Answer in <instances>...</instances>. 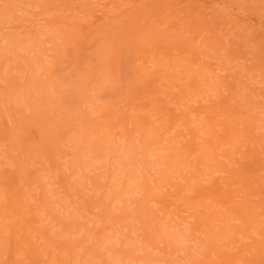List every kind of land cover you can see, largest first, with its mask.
I'll return each mask as SVG.
<instances>
[{
    "label": "bare ground",
    "instance_id": "1",
    "mask_svg": "<svg viewBox=\"0 0 264 264\" xmlns=\"http://www.w3.org/2000/svg\"><path fill=\"white\" fill-rule=\"evenodd\" d=\"M4 1H6V0H4ZM33 0H31V2H32ZM45 1V4H46V2L48 3L49 1L48 0H44ZM53 1V0H52ZM52 1L51 2H49L47 5H52L51 3H52ZM137 0H84V1H81V0H57L56 1V3H55V0H54V3H53V6L55 5V9L57 10H55L56 12L55 13H58V11H60L58 14H56L55 16H52V17H54L53 19H56V20H58V21H55V20H52V24L51 25H53V24H59L58 26H59V29L61 28V34H63V36H61L66 42H64V41H62L63 43H62V47H63V45H64V48H62L63 50H61L60 51V48H56L57 50L59 49V53L56 51L55 53H57V54H59L60 55V53L62 52L63 53V55L65 54L63 51H65V49H66V46L69 44L68 42H67V37H69L68 36V34H69V32H70V37H73L74 35L73 34H75L76 36L77 35H80L82 32L81 31H84V29L86 30V28H87V30L89 31V30H91V28L93 27L94 28V26H95V28L96 27H98V26H102V25H107L108 23H110V22H113V23H115L114 21H116V20H118V18H120V16L122 15V17H124V19L127 17L126 15H123V14H128V17H127V19L126 20H123L122 21V24L121 25H124V22H128V20H129V22L131 21V20H133L134 21V19H132V18H129V17H133V18H135L134 16H136L137 14H135V12L137 13H139L138 14V16L139 15H141L142 13H144L145 11H147V10H155L154 12H152L151 10V12H152V16L151 15H148V16H151L152 17V19L153 18H155V17H158V19H160V18H163L164 16H165V19L163 20V22H162V19H160V21L158 20V21H156V22H159V26H158V24H156L155 23V26H157L156 27V29H155V31H154V26H145V27H143V29H142V32H144L145 33V39H143V37L144 36H142V34L140 35L141 37H138V33H137V37L138 38H141L139 41L136 39V36L134 35V37H135V40L136 41H138V42H136V44H138L137 46H136V49H135V51H136V57H134L133 59L135 60V62L137 61V59L138 58H141L142 56H143V59H142V61L143 62H141V65H142V67H141V70L142 71H144V73L143 72H139L140 71V69L138 68V66L137 67H134L137 71H138V74L139 73H141V76H140V74L138 75L137 73L135 74L134 72H135V70L133 69V73H134V75H137L135 78H136V82L137 83H135L134 84V86H135V91L134 90H132V91H134L132 94H130L131 92H129V94L127 93V95H126V97H125V95L124 96H122L123 94L122 93H120V98L119 97H117L116 99L115 98H113V96H116V95H113L112 94V100L111 99H109V97H108V101L106 100V99H104L105 100V102L104 101H102V103L103 104H101L100 106H97V107H95L96 108V110L95 109H92L91 110V107H90V110H91V114H92V116H90V113H89V116H90V121H89V126H88V131H89V127L91 126V128L93 129L94 128V130H93V132L91 133L92 134V137H93V135H95V136H97L98 134H99V132L100 133H102L101 131H103V130H101V127H105L104 129H106L107 130V132H108V134H109V137H111V138H113V141L115 142L116 141V137L117 138H120V139H124V138H126V139H129L130 141H133V143H134V141H135V137H136V135L137 134H139V135H145V137H148L149 138V136H150V138H149V140L150 141H152L151 143H155L154 145L157 147H160L163 143H165L166 141H168V138H169V136H170V138H169V141L168 142H173L172 144H174L175 146H174V148L175 149H177L176 151H177V153L179 152V154L180 153H182V154H184V155H182V154H180V156L182 157L181 159V161L182 162H179L178 161V159H177V162H179L180 164H182V163H184L183 162V160L184 161H188L187 163H189L188 165H189V167L190 168H192V169H194V172H193V170H191L192 172H190L189 173V175L190 176H188L187 174H184V173H186V172H184L183 171V168L182 167H180L179 168V165H178V167H177V164H176V166L174 165V161H176V159H173L174 157H175V155L174 154H170L169 155V159H167L168 160V165H166V163H165V165H166V167H168L167 169L166 168H163V169H161L160 170V176H158V177H156V178H154V184L153 185H151L150 184V182H149V180L147 181V179L145 178V176H144V178L145 179H142V181H139V178L140 177H129L128 175H130L131 176V173L129 174V172H128V175H127V177L128 178H123V181L121 182L122 184V186H123V188L125 189L126 187L127 188H129V186H130V184L132 183V184H134V186H140L141 187V185L143 186L142 188H143V194H142V196H141V198H144L145 199V201H140L141 203H143V205H141L142 206V208L144 209V215H147L146 217L147 218H149L150 220V222L152 221H154L153 219L155 218V217H158L157 216V214H159V213H161V214H166L168 211H169V209H171L170 210V212L172 213V215H173V212L172 211H174L175 212V210H178V211H180V212H178V213H181V214H183L182 216H180L179 214V216L181 217L180 218V222H176V224L177 225H181V223L183 222H188V220L189 219H192L191 220V222L189 221L188 223L190 224H194V225H196V227H197V223L199 222V220L200 219H202V215L204 214V212H203V208H198V207H200V206H203V204H206L207 202H211L212 203V205L211 206H216V207H220V208H212V210H209L210 208H208V212L207 213H209L207 216L209 217V220H213L212 218H213V215L214 214H216L217 212H220V210H221V207H225V210L227 209L229 212H231V214L235 217L234 218V220H237L239 217H238V215L240 214L241 216L242 215H245L246 216V218H247V220H249L248 222L249 223H251V224H254V221L255 222H257L258 220H256L257 219V215L259 214H261L260 213V211H257V210H255V211H253V209L255 208L254 206H252L251 205V202L253 201L252 199H247V200H245V201H242L243 200V198L242 197H240V198H237V196H238V193H236V186H237V184H239V182L240 181H246L245 179H249V177L250 176H248V174H246V173H248V171H246V169L245 170H243V167L245 166V165H243L242 164V162L239 164V163H237V162H235V160L238 158V159H240V158H242V157H238L239 155H237V153L239 154V153H241V152H243L244 150H245V148L243 149V148H240V147H244V146H241L242 144L244 145V143L243 142H241L240 144L241 145H238L237 147H239V150H238V148H237V150L234 148V147H236V145L235 144H233V141H234V139H236L235 137H236V135L238 134V133H243L245 130L248 132V130L249 129H251L252 127H254V126H256V124L260 121V123H261V126H263L264 125V121H263V117L261 118V120H262V122H263V124H262V122H261V120H259L258 118H257V122L255 121V118H254V114L252 113L251 114V117H249V116H247V117H245V115L247 114L246 112L243 114V112H244V110L247 108V110H248V108L250 109L251 107H249L250 106V104L248 105L247 103L248 102H250L251 103V100L250 101H246L245 102V100H247L248 98H247V96H245V98L243 97V96H241L243 99H244V105L242 104L241 105V103L243 102V99H239V96H237V94L239 93V92H237L236 90H238V89H236V90H234V88H233V86H234V84H232V83H230V82H228V81H224V80H226V79H229L230 78V80L232 79L231 77H234V76H230L229 74V78H228V76H226V75H224L223 74V72H226L225 70L226 69H230V68H225V70H224V67H223V72H222V74L220 75L219 74V71H218V73H216L217 74V78L215 77V76H211V74L213 75V73H215V72H212L211 73V71H207V69H206V67L210 70V68L211 67H213V69H215V70H213V69H211L212 71H217V69L218 68H220L219 66H216L215 68H214V63H212V61L210 62V60L209 59H203V58H201L202 57V55H200V51L198 50V49H196L192 44H191V39H189L190 37L192 38L193 36V34H195V33H197L198 31H196V28H197V30H202V28H205L207 25L205 24V22L207 21V19L205 20L204 19V14H203V12H200L202 9L200 8V7H203V6H205V3H204V5H197L198 6V10H199V12H197L196 10V17L197 18H193V15L195 14L194 13V11H189L190 9H188L187 8V10H186V8H184L183 7V9L182 8H178V9H175L174 7H173V5H176L177 3H176V1H174V0H155V1H153V0H151V2L149 1V0H147L148 1V3L149 4H146V5H144V4H142V3H139V1H137ZM142 1H144V0H142ZM146 1V0H145ZM171 1H173L174 3L173 4H171ZM180 1V0H179ZM183 1V0H182ZM188 0H186V2H187ZM195 1H197V0H195ZM200 1V0H199ZM235 1H238V0H235ZM0 3H2V2H0ZM33 3V2H32ZM109 3V4H108ZM171 5H170V4ZM176 3V4H175ZM182 3V2H181ZM183 3H185V0H184V2ZM218 3V2H217ZM30 4V3H29ZM103 4V5H102ZM112 4V6H115L113 9H109L108 8V5H111ZM139 4H141V5H139ZM162 4V5H161ZM203 4V3H202ZM214 4H215V2H214ZM124 5H133L134 7H131V8H125V9H123L122 11H121V6H124ZM139 5V6H138ZM160 5H161V7H160ZM166 6V8H167V10L165 11H162L161 13H162V15L163 14H165V15H163V17L161 16V14H159L160 16H158V15H156L157 13L156 12H158L157 10L159 9V8H161V9H164L165 8V6ZM181 5V4H180ZM218 5V4H217ZM221 6L219 7V9H218V11L215 9V12H214V15L216 16V18L215 19H217L218 17H219V14H218V12L219 13H224V14H226V15H224V16H228V14H232V13H235L234 11L235 10H233V7H231V5H229V4H227L226 2H222V4H220ZM64 6H66V7H64ZM112 6H109V7H111L112 8ZM164 6V7H163ZM178 6V5H177ZM208 6V5H207ZM190 7H192L191 5H190ZM107 8V9H106ZM200 8V9H199ZM216 8V7H215ZM1 9V8H0ZM48 9V8H47ZM118 10L120 11V13L118 12ZM160 10V9H159ZM176 10H178L177 12H176ZM183 10V11H182ZM185 10H186V12L187 13H189L190 12V14L192 13H194L192 16L191 15H187V13L185 12ZM237 10V9H236ZM239 10V9H238ZM240 10H242V9H240ZM32 11V10H31ZM46 11H48V10H46ZM68 11V13H66ZM213 11V10H212ZM50 12H51V10H50ZM54 12V11H53ZM61 12H63V14L61 13ZM122 12H124V13H122ZM128 12V13H127ZM129 12L131 13V15L129 16ZM164 12V13H163ZM179 12H183L184 14H186V15H183V13H182V17L180 16V14H179ZM209 12H210V10H209ZM216 12H217V14H216ZM61 13V14H60ZM64 13H66V14H64ZM158 13H160V12H158ZM167 13V14H166ZM176 13V14H175ZM202 13V14H201ZM211 13V12H210ZM173 14H175V15H179V16H175L176 18V20H174L173 22H171V25H172V23H173V28H172V31H173V29H174V27L176 28V31H178V32H176L175 30H174V32L172 33V31H171V28H167L166 29V27H165V29L166 30H168L169 29V31L168 32H171V34H175V32L176 33H178V35H174V37H176L175 39L178 41V38L179 37H177V36H179L180 34H179V32L181 33H184L183 35H185V33L187 34V31L185 30V29H188L190 26H192V27H190V29L191 28H195L194 26L196 25V24H199V25H201L202 23L201 22H203L204 24H202L201 25V27H199L198 25H196L197 27L195 28V29H188V33H191V31H194V32H192L188 37L186 36V38H188L189 39V42H187L186 43V46L187 47H185V46H181L180 44V46H178L177 45V43L175 44V43H172L171 41H170V43H172V44H169V41H167V40H165V39H170V38H168V37H158V36H156V33L157 32H159L160 34H162L161 32L163 31L162 30V26L165 24V23H169L170 24V22H167V21H169V20H173L174 19V17H173V19H172V17H171V19H169V16H171V15H173ZM200 14V15H199ZM213 14V13H212ZM120 15V16H119ZM154 15H155V17H154ZM235 15V14H234ZM233 15V16H234ZM24 16V15H23ZM39 16H40V14H39ZM46 16H48L47 14H46ZM146 16V15H145ZM145 16H144V18H145ZM174 16V15H173ZM189 16V17H188ZM190 16L193 18V20H191L192 18H190ZM206 16H207V12H206ZM206 16H205V18H206ZM210 16L211 15H209V18H210ZM223 15H222V17H224ZM229 16H231V15H229ZM118 17V18H117ZM143 17V14H142V16H140V17H138L140 20H141V23L142 22H144L145 23V21H143V20H145V19H147V18H145V19H143L142 18ZM195 17V16H194ZM199 17V18H198ZM222 17H221V14H220V19H217V21L218 20H221L222 19ZM20 18V17H19ZM22 18V17H21ZM45 18V17H44ZM46 18H48V17H46ZM49 18H51V16L49 17ZM137 18V17H136ZM136 18H135V20H136ZM190 18V19H189ZM212 18V17H211ZM229 18V17H228ZM13 19V18H12ZM23 19V18H22ZM150 21H149V20ZM147 20L149 21H147L146 20V22H148L147 24H149L150 22H152L151 21V19H150V17L148 18ZM169 19V20H168ZM213 20H214V18H212ZM234 19V18H233ZM238 19V18H237ZM46 20V19H45ZM140 20H136L137 22L139 21L140 22ZM155 20H157V19H155ZM155 20H154V22H155ZM165 20H167V21H165ZM186 20H188V21H193L194 23L193 24H195L194 26H193V24L192 23H190V22H188V21H186ZM200 20H201V22H200ZM205 20V21H204ZM224 20V19H223ZM227 20V19H226ZM14 21V20H13ZM39 21V20H38ZM50 21V20H49ZM49 21H47L48 23H49ZM55 21V22H54ZM132 21V22H133ZM136 21H134V23L136 22ZM210 21H211V19H210ZM214 21H216V20H214ZM217 21L215 22V26H216V24H218L219 23V21H218V23H217ZM231 21H232V19H231ZM58 22V23H57ZM96 22H97V25H96ZM99 22V23H98ZM136 22V23H137ZM160 22H162V23H160ZM207 22H209V21H207ZM243 22V21H242ZM153 23V22H152ZM151 23V24H152ZM187 23V24H186ZM7 24V23H6ZM95 24V25H94ZM146 24V23H145ZM146 24V25H147ZM162 26H161V25ZM182 24V25H181ZM186 24V25H185ZM189 24H190V26H189ZM192 24V25H191ZM207 24H209V28L211 27L212 28V26L213 25H210V23H207ZM213 24V23H212ZM19 25V24H18ZM51 25L50 24H47V29H48V31H49V29L50 30H52L53 28L51 27ZM87 26V27H82V26ZM121 25H120V23H119V25H117V26H115V27H113L115 30L114 31H111V32H108L107 34H106V36H107V38L109 39H107V41L108 42H106V45H107V47L109 46L110 47V49H111V51L113 52V54H112V52H110V50H109V48H107L108 50H109V52L111 53L110 55L112 56H110L109 54H108V56H109V59H108V61H109V65L112 67V65H114V67H117L115 64H117L116 62H114L113 63V61H115L114 59V57H116L117 56V53H119L120 51H117V48H119L120 49V46L119 47H117L118 45H117V42H121L122 40H123V38L120 36V34H123L124 32H123V30L122 29H120V27H121ZM126 25V24H125ZM129 25H132V24H129ZM138 25V26H137ZM137 25H135V26H137V27H139V25H140V23L139 24H137ZM142 25H143V23H142ZM141 25V26H142ZM152 25H154V23L152 24ZM166 25V24H165ZM184 25H185V27H184ZM222 25V24H221ZM244 25V24H243ZM252 25V24H251ZM262 25V24H261ZM49 26V27H48ZM61 26V27H60ZM109 26V25H108ZM179 26H182V30H178L179 28H181V27H179ZM203 26V27H202ZM205 26V27H204ZM245 26H246V24H245ZM244 26V27H245ZM253 26H254V24H253ZM262 26H264V25H262ZM261 26V27H262ZM35 27H36V25H35ZM53 27H55V26H53ZM133 26H131L130 28H132ZM199 27V28H198ZM255 28H258L257 27V25L256 26H254ZM28 28V27H27ZM52 28V29H51ZM56 28V27H55ZM124 28V27H123ZM134 28V27H133ZM132 28V29H133ZM139 28H142V27H139ZM151 28H152V30L154 31V33H155V35H154V33L153 32H151L150 33V31L149 30H151ZM160 29V31H158L157 29ZM164 28V27H163ZM209 28H208V30H209ZM210 28V29H211ZM220 28V27H219ZM245 28H248V27H245ZM260 28V27H259ZM29 29V28H28ZM132 29H130V30H132ZM164 29V30H165ZM206 29V28H205ZM254 29V28H253ZM37 30V29H36ZM35 29H33L32 30V32H37ZM86 30V31H87ZM107 30V29H106ZM111 30V29H110ZM134 30H135V28H134ZM138 30V29H137ZM140 30V29H139ZM183 30H185V31H183ZM189 30H190V32H189ZM219 31L220 30H225V29H223L222 28V26H221V29H218ZM217 30V31H218ZM251 30V29H250ZM10 31V30H9ZM25 31V30H24ZM30 31V30H29ZM85 31V32H86ZM121 31L123 32V33H121ZM124 31H126V30H124ZM146 31H148V33H146ZM216 31V30H215ZM214 31V32H215ZM217 31H216V33H217ZM218 31V32H219ZM221 31V32H222ZM258 31V34H256V35H254L255 37L257 36V35H262L259 31L260 30H257ZM263 31H264V28H263ZM4 32H6V31H4ZM34 32V33H35ZM79 32H81L80 34H79ZM128 32V30L125 32V33H127ZM133 32H136V31H133ZM133 32H131L132 34L131 35H133L134 33ZM141 32V33H142ZM167 32V33H168ZM200 32V31H199ZM221 32H220V34H221ZM249 32V31H248ZM262 32V31H261ZM18 33V32H17ZM16 33V34H17ZM59 33V32H58ZM65 33V34H64ZM87 33V32H86ZM140 33V32H139ZM144 33H143V35H144ZM151 34V36L149 37V35ZM153 33V34H152ZM163 33H166V32H164L163 31ZM206 33H208L207 31H206ZM216 33H214V34H216ZM223 33V32H222ZM260 33V34H259ZM7 34V33H6ZM21 34V33H20ZM23 34V33H22ZM36 34V33H35ZM51 34V33H50ZM60 34V35H61ZM136 34V33H135ZM148 36H147V35ZM159 34V35H160ZM199 34V33H198ZM198 34H196V35H198ZM203 34V33H202ZM201 33L199 34L200 36L202 35ZM209 34V33H208ZM213 34V33H212ZM218 34V33H217ZM216 34V35H217ZM1 35H3V34H1ZM11 35V34H10ZM59 35V34H58ZM85 35V34H84ZM92 35V34H91ZM123 35H125V34H123ZM158 35V34H157ZM165 35H169V34H165ZM206 35V34H205ZM30 36V35H29ZM35 36V35H34ZM153 36V37H152ZM161 36V35H160ZM218 36V35H217ZM232 36V35H231ZM253 36V37H254ZM5 37V36H4ZM19 37V36H18ZM33 37V36H32ZM44 37V36H43ZM128 37V36H127ZM127 37L125 36V39H127ZM214 37V36H213ZM220 37V36H219ZM218 37V39L220 40V38L222 37H224V34H223V36H221L220 38ZM247 37V36H246ZM216 38V37H215ZM228 38V37H227ZM256 38H258V37H256ZM262 38V37H261ZM260 38V39H261ZM263 38H264V35H263ZM174 39V40H175ZM181 39H183V37H181V38H179V41L181 40ZM184 39H185V37H184ZM214 39V38H213ZM259 39V38H258ZM259 39V40H260ZM73 40V39H72ZM198 40V39H197ZM197 40H194V43L197 41ZM211 36H205V37H203L202 39H201V41H199L200 42V44H203L205 47H203V48H205V49H207V47L208 46H211L210 44H211ZM7 41V40H6ZM27 41H28V38H27ZM69 41V40H68ZM75 41V40H74ZM73 41V42H74ZM183 41V40H182ZM185 41H186V39H185ZM214 41V43H216L217 42V39L216 40H213ZM231 41V40H230ZM248 41V40H247ZM33 42V41H32ZM123 42H124V40H123ZM123 42L121 43V44H123ZM175 42V41H174ZM193 42V41H192ZM202 42V43H201ZM236 42V41H235ZM263 42V41H262ZM25 43V42H24ZM68 43V44H67ZM102 43H105V42H102ZM127 43V42H126ZM226 43H228L227 41L224 43V44H226ZM264 43V42H263ZM262 43V44H263ZM1 44V43H0ZM199 44V43H198ZM197 44V48H200V47H198L199 45ZM212 44H213V42H212ZM219 45L220 47H217L218 49H216L218 52H219V49H221V47L223 46H225V45ZM230 44V46H233L234 44L232 43V45H231V43H229ZM228 44V45H229ZM21 45V44H20ZM103 45H105V44H103ZM105 45V46H106ZM184 45V44H183ZM202 45V46H203ZM4 46V45H3ZM6 46V45H5ZM69 46V45H68ZM235 46V45H234ZM233 46V47H234ZM56 47V46H55ZM101 47V46H100ZM116 47V48H115ZM215 47H216V44H215ZM226 47V46H225ZM233 47L232 48H230V50L231 49H233ZM257 47V46H256ZM52 48V47H51ZM87 48V47H86ZM122 48V47H121ZM202 47H201V49H203ZM209 48V47H208ZM211 48V47H210ZM212 48H214V46L212 45ZM263 48V47H262ZM4 49V48H3ZM31 49V48H30ZM105 49V48H104ZM225 49H227V48H224V50ZM45 50V49H44ZM52 50H54V49H52ZM108 50H106V51H108ZM214 51V52H217V51ZM223 50V51H224ZM228 50V49H227ZM234 50V49H233ZM233 50H231L232 51V53L234 52ZM248 50V49H247ZM85 51V50H84ZM202 51V50H201ZM208 51H209V49H208ZM211 49H210V55L212 54L211 53ZM221 51V50H220ZM230 51V52H231ZM257 51V50H256ZM15 52V51H14ZM23 52V51H22ZM27 52V51H26ZM44 52V51H43ZM46 52V51H45ZM83 52V51H82ZM87 52V51H86ZM94 52V51H93ZM96 52V51H95ZM177 52V53H176ZM185 52H187V56H185V57H183V59L186 61H183V62H181L183 59H180V62H181V65H182V67H183V70H184V66L186 65H184L183 66V63H187V64H189L190 62H191V64L194 66V65H197L195 68H197V70L194 68V69H192V70H195L194 72H197V71H199L200 72V74H199V76H198V74L196 75V73H195V75H193V78L191 79L192 80V84H191V87L188 85V83H189V81H191L189 78L187 79L186 78V76L185 75H183L182 73H181V75L179 76V74L176 72V71H174L175 73H173V71H171L172 69H174L173 67L175 66H171V65H173V64H169L170 66L168 67V63H172V61L175 59V58H177L179 55H182L183 53H185ZM213 52V54L215 55V53ZM249 52V51H248ZM17 53V52H16ZM15 53V54H16ZM21 53V52H20ZM61 53V54H62ZM106 53H108V52H106ZM231 53V54H232ZM41 54V53H40ZM57 54H55L54 55V53H52L51 55H52V63L51 64H53V63H56V61H53V58L54 59H57L55 56L57 55ZM80 54V53H79ZM218 54V53H217ZM220 54V53H219ZM17 55H18V53H17ZM23 55V54H22ZM119 55H121V54H119ZM118 55V56H119ZM134 55V54H133ZM245 55V54H244ZM256 55V54H255ZM35 56V55H34ZM54 56V57H53ZM58 56V55H57ZM123 56V55H122ZM121 56V57H122ZM141 56V57H140ZM201 56V57H200ZM205 56V55H204ZM203 56V57H204ZM24 57H25V55H24ZM75 57V56H74ZM105 57H107V54L105 55ZM105 57H103L104 59L102 60V59H100V61H101V64H103L102 66H100L99 67V65H101V64H99V65H97V69H95L96 71H94L95 73L96 72H99V71H101L102 72V70H103V72H102V74L104 75V71H106L107 73H111L113 70L111 69V67L108 65V61L106 60L107 58H105ZM121 57H119L118 59H120V60H118V59H116V61L117 62H121ZM12 58V57H11ZM26 58V57H25ZM42 58V57H41ZM63 58V57H62ZM205 58V57H204ZM211 58V57H210ZM36 59V58H35ZM60 59V58H59ZM64 59H67V58H64ZM79 59V58H78ZM131 59V58H130ZM179 58H177L175 61H177V63H180L179 62V60H178ZM204 61H203V60ZM227 59V58H226ZM16 60V59H15ZM32 60V59H31ZM111 60V61H110ZM138 60H141V59H138ZM205 60L206 61H208L209 60V64L207 65V64H205ZM58 61V60H57ZM62 61V60H61ZM60 61V62H61ZM73 61V60H72ZM132 61V60H131ZM174 61V62H175ZM216 61V60H215ZM229 61V60H228ZM0 62H2V61H0ZM26 62L27 63H29L30 65H32V64H34V59H33V63H30V60H27V58H26ZM32 62V61H31ZM38 62V61H37ZM134 62V61H133ZM3 63V62H2ZM18 63H19V61H18ZM25 64V65H23L24 66V68H25V66H26V64L27 63H24V62H21V64ZM58 63V62H57ZM71 63V62H70ZM75 63V62H74ZM105 63H107V64H105ZM112 63V64H111ZM132 63V62H131ZM152 63V64H151ZM166 63H167V65H166ZM205 64L206 66H205V69H206V73H210V74H208V78H209V76L211 77L210 79H212V81L215 83L213 86H216V84H217V86H218V88H217V86H216V88L214 89L213 88V96H215V97H212V98H214V101L213 102H210V97L212 96H210L209 98H208V100H207V103L208 104H211V105H209L210 106V108H206L205 106H207L208 104H202L201 102L202 101H200L201 99H194L193 97L194 96H196L197 95V88H198V90L200 91V90H202V89H199V83L201 82V80L200 79H202L201 77H205V76H201V75H204L205 73H203L202 71H201V67L203 66V65H198V64ZM253 63V62H252ZM15 64V63H14ZM20 64V65H21ZM28 64V65H29ZM36 64V65H35ZM34 65L37 67V68H39L37 65H40V64H38V63H35ZM45 64V63H44ZM118 64H120V63H118ZM117 64V65H118ZM217 64V63H216ZM219 64V63H218ZM7 65V64H6ZM20 65H19V67L18 68H21L20 67ZM28 65H27V67H28ZM178 65V64H177ZM176 65V66H177ZM214 65V66H213ZM11 66H13L12 64H11ZM22 66V67H23ZM56 66V64H53V66L52 67H55ZM109 67V68H107V67ZM168 67L167 69L166 68H164V67ZM193 66H190V67H192L193 68ZM199 66V67H198ZM223 66H225V65H223ZM245 66V65H244ZM15 67V66H14ZM105 67H106V70H104L105 69ZM113 67V68H114ZM171 67H172V69H171ZM187 67L189 68V66H185V69H187ZM243 67V66H242ZM9 68V67H8ZM17 68V69H18ZM34 68V67H33ZM31 69L30 71H28V69H27V71L28 72H26V71H23L24 73L26 72L27 74H28V76H29V78H27L26 76H22V74L23 73H21L20 74V72L19 73H16L15 74V76H13L12 78H10L11 79V81H13L14 83H15V86H16V90L17 91H24L25 89L24 88H27L26 90H28V91H24V93L28 96V103H27V105H25L23 108H16L15 106H12V107H7V109H10V110H16V111H14L15 113H16V116H18V117H16L15 119H13L14 120V122H13V120H12V118H11V121L14 123V124H7V123H10L8 120L10 119H2L1 120V118H0V139H3V140H7L8 142H9V146H10V151L12 150V155H13V153L15 152H13V150H16V149H18V148H23V149H20V150H18V151H16V153L17 154H14L13 155V160H14V162L12 163L13 164V167H12V169H10V168H7V167H9V166H7V162H6V164L1 160L0 161V186L2 187V191L4 190L5 192H6V197L4 198L5 199V201L4 202H2L3 204L1 205V208H0V210L2 209V208H4V209H2L1 211H0V247H1V244H3V242H5V231H4V228H5V224L6 223H4L5 222V220H4V218L6 217V215H7V211H10V213H15L16 215H18V216H22L23 214H24V212H26V211H28L29 210V208L31 209V208H37V206H35V204L34 205H32L31 203H33V200H32V202L30 203V200H29V198H28V196H27V192L28 191H26V189H24L23 187H27V185L28 186H30V185H33V184H37L38 185V188L40 187V189H39V191H41V197L40 198H42V203H41V206H40V208H44V209H46V210H48V212L50 213V215H52V213H54V211L51 213L50 212V208H51V210H52V204H54L53 206H55V203H51L50 202V200H52V198L51 199H49L50 198V193H49V195H47L48 194V192L46 191V189H49L48 188V186L47 185H45V184H49L50 183V181L54 184H51L52 185V187L54 188V186H55V184H59V186H60V183H61V186L63 187V189H64V191L63 192H65V193H62V189L61 188H59V186L57 185V189H58V191H59V189H61V193L64 195V196H66L65 194H69V195H78L79 194V196H80V194H81V196L80 197H85V196H87L88 198H86L87 200H89L88 202H90V201H92V202H90L91 203V205H92V207L93 208H91L90 207V209H93L92 211H95L96 209V211H95V213H94V215L96 214L97 215V218H96V216L93 218V217H89L88 219H90V220H88L87 218H86V215L88 214L87 212L85 213L86 215H84V213H82L83 214V217L85 216V218H86V220H88V221H86V220H83V222H82V220H78V219H76V216H74V218L71 216L70 217V215H72V213L71 214H69V212H67L68 213V217L69 218H66V216L65 215H67V213H65V214H62V212H60L62 215H64L65 217H61L59 214L57 215V213H55V214H53V216H55V218L56 219H58L59 221H58V223L60 224V223H62L63 222V226H65L67 229L68 228H71V227H73L74 228V230H76V228H79L80 230H82V231H80L79 229V231L78 230H76V231H74L73 230V228H71V232L69 231V230H67L66 228H63L62 229V227H59L60 225L58 224V223H55V222H52V223H54V224H45L43 221H45L44 220V217H42V219H41V216H40V214L38 213V212H31V210L29 211V212H31V215L33 214V218L31 219V220H33V221H38L37 223L39 224L36 228L38 229V235H41V236H39V238H41V237H43L44 239H45V241L46 242H48V243H50V245H49V247H54V250L52 249V251H49V252H54V251H57L58 252V255L60 256L62 253H64V251L65 252H67V254L69 253V255L70 254H72V255H74L75 254V256L77 255V251H80V249L82 248L83 249V251L82 252H84L85 254L86 253H88V252H91L94 256H97V259L99 258L100 260H103L104 261V264H114V262H116V261H119V258H117V257H115L114 256V258L112 257V254H115V253H120V254H122L123 256H124V254H125V258L128 256L129 257V259L131 260L132 258H133V260L135 259V257L134 256H136L135 255V253L136 252H139V248L138 247H135L132 243H130V239H131V235L133 234H131L130 235V233L132 232V230L133 229H131V227H132V224L128 221L127 222V224H121V226L124 228V229H121L122 231L123 230H126V233H124V235L126 236H124L122 239H124V240H118L119 242H120V244H119V242L118 243H116V241L114 242L113 241V239H114V232H116V231H114L112 234L110 233V230L112 229V227L111 226H113L115 223H117V222H119L120 221V223H123L122 222V220L126 217V213H129V212H126L125 213V215H118L116 212H115V210H113V207L115 208V209H118L119 208V206H118V203L116 202L118 199L120 200H125V198H124V194H123V191L121 190V187H120V190L118 191V192H116V191H114V188H113V192H116L117 194V196L116 195H114V193H112L113 195H114V199H116V201L114 202L113 200V198H112V200H111V205H109V204H107V203H103V204H98V202H97V200H96V198L94 197V194L96 195L97 193H99V192H101V191H96V189H95V192L94 191H92V192H94V194H92V193H90V191H87V189L84 187V189H86V191L87 192H89V193H87L86 191H83L81 188L83 187V185L81 186V185H79L78 186V184L82 181L83 183L85 182V180L86 179H82V180H78V182H76L74 179V181H72L71 180V178L73 177V175H75V173L73 172V171H71V170H69L71 167H74V166H71L70 167V165H75V163L73 162V158H76L77 159V157H79V156H81L82 154H83V156H85L86 154V152L85 153H83L84 151H86V148L88 147V142H87V140L88 139H82V144H81V146H80V143L79 144H76L77 146H78V148L79 147H81V148H83V146L82 145H84V147L86 146V148H83V149H85V150H81V148L80 149H78L77 148V146H75V147H72V145H74V144H71V146H67L66 144V147H68V148H63V146H65L64 144L62 145V143H63V141H61V140H65V139H63V137H67L68 138V136L69 135H72L73 134V132H74V130H75V134L77 133L76 131H77V129L76 128H78V134H80V133H82V131L81 130H83L84 128L82 127L81 129H79V126L80 125H78V123H76L77 125H74L75 126V128L74 127H72V128H74L73 130H72V128H70L71 126H73V125H71L70 126V124L71 123H69V125L68 126H70L69 128H68V126H66L67 128V131L66 130H64V126L65 125H61L60 127H62L63 128V130L65 131H63L62 129H59L61 132L63 131V133H61L59 130H57L56 128H55V126L53 125V123H52V125H51V121L53 122V120H50L49 118H50V112L49 111H52L53 113H54V111L52 110V106H49V104L50 103H52V102H50L47 98V100L45 101L44 100V103L46 102H48L46 105L45 104H43V106H41V102H43L42 100L41 101H39L40 99H43L46 95L48 96V93H53L54 91H55V89H54V85L52 86V82H54L56 79H55V75L54 74H52V75H48L49 77V79L50 80H52V82L49 84V85H51V86H48L47 84H46V87L44 86L43 87V85H44V83H46L47 81V77H46V80H45V82H43V84H42V82H41V80H40V78H41V76H42V78H43V74H41V72H40V70H39V72H38V74L37 75H32L31 74V72L32 71H34V73L36 72L34 69ZM76 68V67H75ZM102 68V69H101ZM120 68H122L121 66H119V69ZM178 68V67H177ZM200 68V69H199ZM203 68V67H202ZM222 68V67H221ZM252 68V67H251ZM262 68V67H261ZM260 68V69H261ZM2 69V68H1ZM10 69V68H9ZM23 69V68H22ZM30 69V68H29ZM100 69V70H99ZM190 69V68H189ZM8 70V69H7ZM24 70H26V69H24ZM50 70H52V68H50ZM97 70H99V71H97ZM109 70V71H108ZM112 70V71H111ZM191 70V69H190ZM251 70V69H250ZM1 71V70H0ZM22 71V70H21ZM78 71H82V70H79L78 69ZM129 71V70H128ZM179 71H181V70H178V72ZM188 71V70H187ZM228 71V70H227ZM50 72V71H49ZM77 72V71H76ZM82 72H84V71H82ZM89 72H90V70H89ZM105 72V73H106ZM115 72V70L113 71V73ZM171 74H170V73ZM190 72V71H189ZM198 72V73H199ZM3 73V72H2ZM25 73V75H27ZM43 73V72H42ZM65 73V72H64ZM79 73V72H78ZM94 73V74H95ZM106 73V74H107ZM203 73V74H202ZM228 73H229V71H228ZM20 74V75H19ZM31 76H30V75ZM99 74H101V73H99ZM102 74H101V76H102ZM119 74V73H118ZM172 74H173V76H172ZM194 74V73H193ZM219 74V75H218ZM231 74V73H230ZM21 76L20 78H22L23 77V79H24V81H26L25 83H23V81L21 82L20 81V79L17 77V76ZM47 75V74H46ZM80 75V74H79ZM82 75H84L83 73H82ZM81 75V76H82ZM115 75V74H114ZM178 75V76H177ZM205 75H207V74H205ZM249 75V74H248ZM77 76V75H76ZM85 76V75H84ZM84 76H82V77H84ZM107 76H109V75H107ZM117 76V75H116ZM122 76L123 75H120V76H118L119 78L121 77L122 78ZM130 76V75H129ZM140 76V77H139ZM175 76H177V77H175ZM183 76V77H182ZM184 76H185V78H184ZM247 76V75H246ZM1 77V76H0ZM10 77V76H9ZM58 77V76H57ZM112 77V76H111ZM132 77H134L133 75H132ZM138 77V78H137ZM170 77H171V79H170ZM173 77V78H172ZM179 77V78H178ZM192 77V76H191ZM212 77H214L215 78V80L216 79H218V81L216 80H213V78ZM219 77V78H218ZM226 77V78H225ZM250 77V76H249ZM27 78V79H26ZM86 78H87V76H86ZM106 77H104V79H105ZM112 78H114V80H115V82H117L118 80H117V77H112ZM118 78V79H119ZM121 78L119 79V81L121 82ZM178 78V79H177ZM182 78H184V80L186 81V82H188V83H186L187 85L185 86V83L183 84V83H181L182 85H178V81H179V79L180 80H182ZM198 78H200V79H198ZM224 78V79H223ZM31 79H33V82L34 81H36V83H38L39 81L41 82L40 84H37V87L34 85V84H32L33 82H31ZM63 79V78H62ZM73 79V78H72ZM89 79V78H88ZM95 79V78H94ZM108 79V78H107ZM163 79V80H162ZM167 79V80H166ZM172 79H174L173 81L174 82H176L177 84L175 85V86H173L175 83L174 82H172ZM175 79H177V80H175ZM198 79V80H197ZM205 80H206V78H204ZM204 79H202L203 81H204ZM234 79H236V78H234ZM233 79V80H234ZM253 79V78H252ZM43 80H44V78H43ZM50 80H48V81H50ZM54 80V81H53ZM87 80V79H86ZM113 80V81H114ZM160 80V81H159ZM162 80V81H161ZM166 81V82H163V81ZM184 80H182L181 82H184ZM229 80V81H230ZM254 80V79H253ZM57 81V80H56ZM55 81V83L57 84L58 83V81L56 82ZM65 81H67V80H65ZM102 81V80H101ZM129 81V80H128ZM131 81V80H130ZM133 81V80H132ZM159 81V82H158ZM171 81V83H173L172 84V86L174 87V90H175V88L177 89L178 87H180V89L182 90L181 91V93H180V95H178L179 93V91H176V93H178L177 95H178V97H177V95H176V98H178L179 99V97H182V99H183V103L182 102H178V100L176 99L175 101H171V103H170V101H168V100H173L174 99V94H176V93H173V94H171V96L173 97H171V96H168V93H171V92H169V90L170 89H168V87L170 86L169 85V82ZM197 81H199V83L197 82ZM232 81V80H231ZM235 81V80H234ZM0 82H3L2 81V79L0 80ZM103 82H105V81H103ZM156 82H158L157 84H156ZM197 82V83H196ZM205 82V81H204ZM213 82H211V83H213ZM217 82V83H216ZM235 82H237V81H235ZM262 82H263V79H262ZM261 82V83H262ZM35 83V84H36ZM106 83V82H105ZM104 83V84H105ZM113 83V82H112ZM111 83V84H112ZM129 83V82H128ZM165 83L167 84V86L165 85ZM222 85H221V84ZM256 83V82H255ZM74 84V83H73ZM77 84V83H76ZM108 84V83H107ZM114 84V83H113ZM155 86H154V85ZM179 84H180V82H179ZM196 84H197V87H196ZM208 84V83H207ZM219 84V85H218ZM239 84H240V82H239ZM244 84V83H243ZM259 84V83H258ZM34 85V86H33ZM42 87H41V86ZM75 85V84H74ZM79 85V84H78ZM108 85H110V83L108 84ZM125 84H123V86H124ZM184 85V86H183ZM195 85V86H194ZM205 85H206V82H205ZM209 85V84H208ZM207 85V86H208ZM211 85V84H210ZM209 85V86H210ZM211 85V86H212ZM238 84L236 83V86H237ZM33 86V88H31ZM56 86H58V85H56ZM101 87V90H99L98 89V87H97V89L99 90L98 92H101L102 93V90L104 89L103 88V86L104 85H102V83H101V85H100ZM106 86V85H105ZM112 87H113V85H111ZM111 86H109V87H111ZM126 86V85H125ZM154 86V87H153ZM165 86V87H164ZM172 86H171V88H172ZM178 86V87H177ZM188 86V87H187ZM192 86H193V88H192ZM222 86H227L228 87V89L227 90H229L230 91V89H233V90H231V92H229L230 93V95L229 96H226V95H223V94H225V91H223L224 89L226 90V88L224 87V89H222L221 87ZM235 86V87H236ZM35 87H36V92L37 93H34L33 91L35 90ZM108 87V88H109ZM117 87H119V86H117ZM127 87V86H126ZM167 87V88H166ZM184 87V88H183ZM185 87L187 88L186 90H188L189 91V93H188V91L187 92H185L184 91V89H185ZM191 88L190 90L188 89V88ZM202 87V86H201ZM204 87V86H203ZM249 87V86H248ZM28 88H31V90L30 89H28ZM39 88H40V90H42V92L45 90L46 92L45 93H42V92H39L40 90H39ZM50 88V89H49ZM56 88V87H55ZM68 88V87H67ZM120 89L122 88V85L119 87ZM196 88V89H195ZM219 88H221V89H219ZM51 89H53L54 91H50ZM115 89H116V85H115ZM114 89V90H115ZM118 89V88H117ZM165 90V92H164V90ZM167 89V90H166ZM180 89H178V90H180ZM195 89V91H192V90H194ZM240 89V88H239ZM242 89V88H241ZM105 90H108L107 88H105ZM104 90V91H105ZM113 89H111V91H112ZM123 90V89H122ZM162 90H163V92H162ZM0 91L2 92V95H4V91H5V89H4V87L3 86H1L0 85ZM77 91V90H76ZM172 91V90H171ZM204 91V90H203ZM223 91V92H222ZM235 92V94L233 93V92ZM56 92V91H55ZM127 92V91H126ZM168 92V93H167ZM217 94H216V93ZM57 93V92H56ZM59 93V92H58ZM77 93V92H76ZM75 93V94H76ZM119 93V92H118ZM161 93H162V95H161ZM164 93H165V95H164ZM167 93V94H166ZM60 94V93H59ZM74 94V95H75ZM79 94V93H78ZM196 94V95H195ZM215 94V95H214ZM218 94H219V96H218ZM259 94V93H258ZM38 95V96H37ZM39 95H40V97H39ZM55 95V94H54ZM53 95V96H54ZM64 95V94H63ZM128 95H130V96H132V99H130V98H128ZM166 95H167V97H166ZM182 95V96H181ZM239 95V94H238ZM0 96H1V94H0ZM37 96V97H36ZM53 96H51L52 98H53ZM82 96H84L85 97V95L83 94ZM96 96V95H95ZM101 95H100V93H99V97H100ZM164 96H165V98H164ZM191 96H193V97H191ZM204 96V95H203ZM219 97L220 98V101H219V99L218 100H215V98L216 97ZM225 96V97H224ZM2 97V96H1ZM38 97H39V102L38 103H40V104H38L37 103V107H36V110H37V114L38 113H40V112H38V110L40 111L41 109H40V107L38 106V105H40L41 106V108H42V114H43V112L46 110L47 112H49V114H48V116L47 117H43V119L42 120H39V122L37 121V120H35V118L32 116V113H31V110H32V108L34 109V107H35V105H34V101L36 100V98L38 99ZM56 97H57V95H56ZM111 97V96H110ZM191 97V98H190ZM217 97V98H218ZM224 97V98H223ZM82 98V97H81ZM126 98H128L129 100H127ZM133 98H138V99H133ZM167 98H169L168 100H167ZM171 98V99H170ZM200 98H201V96H200ZM207 98V97H206ZM216 98V99H217ZM223 98V99H222ZM236 98V99H235ZM238 98V99H237ZM251 98V97H250ZM249 98V99H250ZM255 98V97H254ZM4 99V96L0 99L1 101ZM65 99V98H64ZM140 99V101L139 102H136V100L138 101ZM181 99V98H180ZM204 99H205V97H204ZM257 99V98H256ZM56 99H54V100H51V101H53V104H54V101H55ZM57 100H58V102H59V98L57 97ZM74 100V99H73ZM80 100H82V99H80ZM103 100V99H102ZM133 100V101H132ZM202 100H203V97H202ZM206 100H205V102H206ZM213 100V99H212ZM236 100V101H235ZM238 100H240V104H239V102H237ZM5 100H3V103H5L4 102ZM95 101V100H94ZM93 101V102H94ZM190 101V102H189ZM209 101V102H208ZM254 101V100H253ZM257 101V100H256ZM37 102V101H36ZM57 101H55V103H56V105H57V103H58ZM133 102V103H132ZM204 102V101H203ZM216 102V104H214ZM258 102V101H257ZM260 102V101H259ZM258 102V103H259ZM60 103H62V101L60 102ZM90 103V102H89ZM97 103V102H96ZM101 103V102H100ZM178 103H180V105L178 104ZM238 103V104H237ZM81 105L83 104L82 102L80 103ZM177 104H178V106H177ZM247 104V105H246ZM257 105L256 104V102L254 101L253 103H252V105ZM80 105V107L79 108H81L82 106ZM92 106L94 105V104H91ZM239 105V106H238ZM245 105L247 106V107H245ZM259 105V104H258ZM33 106V107H32ZM46 106H48V108L46 107ZM60 105L58 104V107H59ZM94 106H96V105H94ZM5 107V106H4ZM32 107V108H31ZM56 107V106H55ZM99 107H100V109H99ZM205 107V108H204ZM245 107V108H244ZM257 107V106H256ZM263 107V106H262ZM31 108V110L29 111V109ZM38 108V109H37ZM49 108H51V109H49ZM57 108V107H56ZM78 107L75 109V112H74V114L76 113V110L78 109V110H80V111H77L79 114L81 113V115H82V112H84L85 113V111H83V107L81 108V109H79ZM92 108H94V107H92ZM0 109H3V108H0ZM6 109V110H7ZM28 109V110H27ZM64 109H66V108H63L62 109V111H67L68 109H66V110H64ZM86 109V108H85ZM98 109V110H97ZM178 109V110H177ZM261 109H263V108H261ZM5 110V109H4ZM5 110V115H9L10 113L13 115V112L11 111L10 112V110H8V112ZM26 110L27 111H29V112H26ZM36 110H35V112L33 113L34 114V116L36 115ZM49 110V111H48ZM89 109L87 110V112L88 111H90ZM93 110H95L94 112H93ZM177 110V111H176ZM255 110H256V108H255ZM264 110V109H263ZM1 111H3V110H1ZM33 111V110H32ZM237 111H238V113H237ZM7 112V113H6ZM26 112V113H25ZM55 112H59V111H55ZM61 112V111H60ZM68 112V111H67ZM249 112V111H248ZM255 112V111H254ZM14 113V114H15ZM27 113H29V114H27ZM46 113V112H45ZM44 113V115H46ZM64 113H66V112H64ZM63 112L62 113H60V114H62V115H56L57 113H55V115H56V118H58L57 119V121H59V119L61 120V118L60 117H62L63 116V114H64ZM19 114V115H18ZM41 114V113H40ZM39 114V115H40ZM41 114V115H42ZM59 114V113H58ZM68 114V113H67ZM79 114H77L76 113V115H78V117L77 118H81L80 117V115ZM86 115H87V113H85ZM95 114V115H94ZM236 115V114H239L238 116V118H230L229 119V116L230 115ZM4 115V113H3V116L4 117H8V116H5ZM94 115V116H93ZM248 115V114H247ZM262 115V114H261ZM15 115H13V117H14ZM59 116V117H58ZM241 116V117H240ZM255 116H256V114H255ZM0 117H2V116H0ZM12 117V116H11ZM37 117V116H36ZM49 117V118H48ZM53 117H54V115H53ZM64 117H65V114H64ZM71 117V116H70ZM75 117V118H76ZM88 117V116H87ZM86 117V122H87V120H89V117L87 118ZM261 117V116H260ZM48 118V119H47ZM55 118V119H56ZM72 118H73V120H74V116L73 117H71L70 119H68L69 120V122L70 121H72ZM50 122V125H51V130H49L50 129V125H48L49 124V122H47V120ZM64 118H62V120H63ZM67 119V118H66ZM85 119V118H84ZM84 119H82V120H80L79 121V124H80V122H82ZM254 119V120H253ZM4 120H6V121H8V122H5ZM61 120V121H62ZM259 120V121H258ZM35 121H36V123H35ZM55 121V120H54ZM58 122V123H63V122ZM66 121V120H65ZM186 121V122H185ZM254 121L256 122V123H254ZM56 122V121H55ZM76 122V121H75ZM37 123H38V128H37ZM58 123H56V124H58ZM66 123V122H65ZM68 123V122H67ZM66 123V124H67ZM83 123V122H82ZM186 123V124H185ZM191 123H192V125H191ZM4 124V125H3ZM33 124H35L34 126H36V127H34V128H36V132H35V130L33 129V133H32V129L30 128L31 126H33ZM55 124V125H56ZM85 124V123H84ZM181 124V125H180ZM187 124H188V126H187ZM193 124H194V126H193ZM83 125V124H82ZM181 126L180 128H179V130L180 131H178L177 129H176V126ZM182 125H184V127L182 126ZM187 127H186V126ZM53 126H54V129H53ZM78 126V127H77ZM192 126V127H191ZM85 127V126H84ZM181 128H182V130H181ZM186 129V132H185V130L184 129ZM255 128V127H254ZM262 128V127H261ZM68 129H70V131L68 130ZM91 129V130H92ZM204 129V131H202ZM56 130V131H55ZM106 130H104L105 132H106ZM109 130H110V132H109ZM175 130V131H174ZM73 131V132H72ZM81 131V132H80ZM87 131V130H86ZM87 131V132H88ZM103 131V133H105ZM184 131V132H183ZM203 132L204 134L202 135V134H198V133H200V132ZM220 131L223 133V134H225L226 136H224L223 138L221 137V136H219L220 135ZM58 133L57 134V136H58V139H57V136L55 135V137H54V134H52V133ZM67 132V133H66ZM69 132H71L70 134H69ZM106 132V133H107ZM171 132H173V133H171ZM7 133V134H6ZM38 133V134H37ZM65 133H66V135H68V136H66L65 135ZM95 133V134H94ZM169 133L171 134V135H169ZM198 135H197V134ZM264 129H263V132H262V134H261V132H260V135H255V138L253 137L252 139H250V140H248V144H250V142H255V141H261L262 143H264ZM62 134V135H61ZM97 134V135H96ZM173 134V135H172ZM65 135V136H64ZM77 135V134H76ZM84 135H86L85 137L86 138H88L89 136H87V134L86 133H84ZM141 135V136H142ZM169 135V136H168ZM94 136V137H95ZM202 136H204V137H202ZM239 136V135H238ZM29 137H31V138H29ZM84 137V136H83ZM97 137H102V138H104V140L105 141H107L106 140V138L108 137V136H102L101 134H99ZM205 137L207 138L206 140H205ZM225 137H227V139H225ZM27 138H29V139H27ZM49 139L50 138V140L52 139V140H54L55 138L57 139V141L56 142H58V143H56L57 144V146L55 147V148H52V149H50V151L52 150V152H53V154L52 155H50L49 154V152L48 151H44L43 150V152H41L42 151V149H41V146H42V143L44 142L43 140L44 139ZM66 138V139H67ZM259 140H258V139ZM28 141H27V140ZM94 139V138H93ZM95 139H96V137H95ZM94 139V140H95ZM125 139V140H126ZM223 140V141H220V140ZM49 140V142H51ZM91 140V141H90ZM99 140V139H98ZM103 140V139H102ZM110 140V139H109ZM112 140V139H111ZM129 140H127V141H129ZM138 140V139H137ZM255 140V141H254ZM27 141V142H26ZM86 142V145H85V143L84 142ZM93 140H92V138H89V142H90V144H91V142H92ZM8 142H6V143H8ZM26 142V143H25ZM94 142V141H93ZM256 142V143H257ZM5 143V144H6ZM45 143V142H44ZM48 143V142H47ZM54 142L52 141V144H51V146H53L54 144H53ZM116 143V142H115ZM118 143V142H117ZM129 143H132V142H129ZM150 143V144H151ZM247 142H245V146L247 145L246 144ZM259 143V142H258ZM257 143V144H258ZM25 144V145H24ZM111 144V143H110ZM124 144H126V143H124ZM123 144V145H124ZM128 144V143H127ZM126 144V145H127ZM224 144H226V145H224ZM231 144H233V145H231ZM253 146H252V145ZM250 145H251V147L248 149V150H246V157H247V155H249V157H250V155L253 157V156H256V158H258V160H259V158L260 157H257V155L259 156V155H261V153H263L264 154V146L263 147H260V148H263V150L262 151H259V149L256 147V144H254V143H251ZM41 145V146H40ZM47 145H49V144H47ZM60 145H62V147L60 146ZM69 145V144H68ZM141 145V144H140ZM222 145H224V146H227V145H229V146H227L226 148L224 147V146H222ZM235 145V146H234ZM255 145V146H254ZM262 145V144H261ZM260 144H258V146H261ZM7 146V145H6ZM5 146V147H6ZM26 146L28 147V150H27V148H26ZM55 146V145H54ZM53 146V147H54ZM117 146V145H116ZM133 146V145H132ZM220 146L222 147V148H220ZM231 146H234L233 148L231 147ZM8 147V146H7ZM40 147V148H39ZM74 149L75 148V150L76 149H78V152H76L75 151V153H74V155L72 154L73 153V151H71L72 150V148ZM99 147V146H98ZM115 147V146H114ZM118 147V146H117ZM123 147V146H122ZM155 147V148H156ZM247 147H249V146H247ZM246 147V148H247ZM253 147V148H252ZM45 149H47V147H44ZM93 148V147H92ZM119 148V147H118ZM124 148H125V145H124ZM127 148V147H126ZM125 148V150H127ZM209 148H210V150H209ZM226 149V152H225V150H222V149ZM232 148V149H231ZM39 149H41V150H39ZM49 149V148H48ZM47 149V150H48ZM71 149V150H70ZM88 149V148H87ZM96 149V148H95ZM129 149V148H128ZM205 149V150H204ZM227 149H229V151H228V153H227ZM240 149H242V151L240 150ZM69 150H70V152H72L71 153V155L72 156H74L73 158H72V156L70 157V154H69V157L71 158V159H73V160H70V158H68L70 161L69 162H67L65 159V161L68 163H66L65 161H63L62 159L64 158V156H67V153L69 152ZM79 150H81L82 151V154L81 155H78V154H80V152L81 151H79ZM222 152H221V151ZM233 151V150H236V153H235V151L232 153V155H234V153H235V156H237V158H235V160L233 159L234 158V156L232 157V155L231 154H229V152L230 151ZM8 151H9V149H8ZM30 151V152H29ZM33 151H35V153L33 152ZM121 151H122V149H121ZM138 151V150H137ZM181 151V152H180ZM231 151V152H232ZM240 151V152H239ZM152 152V151H151ZM223 152H225V153H223ZM230 152V153H231ZM245 152V151H244ZM31 153H34L33 155H34V159H36V157H35V155L37 156V159H36V161L35 162H33V165H34V167H32L33 165H32V163H30L32 160V158H31ZM94 153V152H93ZM113 153V152H112ZM221 153V154H220ZM75 154H77V156L75 155ZM88 154V153H87ZM119 154V153H118ZM178 154V155H179ZM25 155H26V157H28V158H26L25 157ZM32 155V156H33ZM142 155H143V152H142ZM159 155V154H158ZM22 156H24V157H22ZM54 156H55V158H54ZM117 156V155H116ZM150 156V155H149ZM223 156H225V158L223 157ZM228 156H231V162H228L229 161V159H226V158H228ZM241 156H242V154H241ZM88 157H90V156H88L87 155V157L86 158H88ZM96 157V156H95ZM152 157V156H151ZM249 157H247V159H249ZM262 157H263V155H262ZM261 157V158H262ZM43 158V159H42ZM47 158H50L51 159V163H50V165H51V167H52V170H54L53 172L54 173H52V174H54V176H51V175H49V177H46L47 179H49L50 177H53L54 179H55V177H56V181H55V183L53 182L54 181V179L53 180H48L49 182L48 183H46L47 182V180H46V178H44L45 176H44V173L42 174L41 172H39L40 171V169H41V167H42V171H43V169H45L44 167H46V159ZM79 158H82V156L81 157H79ZM176 158H180V157H176ZM218 158H220V161L218 160ZM222 158V159H221ZM260 158V160H262ZM264 158V157H263ZM1 159V158H0ZM67 159V158H66ZM89 159V158H88ZM98 159V158H97ZM171 159H173L172 160V163L173 164H171L170 163V161H171ZM43 162H42V161ZM79 160V159H78ZM83 160V159H82ZM81 160V161H82ZM222 160H227V161H222ZM249 160H252V159H249ZM264 160V159H263ZM5 161V160H4ZM72 161V162H71ZM75 161V160H74ZM149 161V160H148ZM234 161V162H233ZM39 162V163H38ZM42 162V164H41V166L40 167H38V168H36V166H35V163L37 164H40ZM95 162V161H94ZM98 162V161H97ZM257 162V161H256ZM261 163V161H258V163ZM263 162L264 161H262V163L260 164L261 166H262V164H263ZM45 163V164H44ZM117 163V162H116ZM120 163V162H119ZM176 163V162H175ZM239 164L238 166H237V164ZM4 164L6 165V167L4 166ZM31 164V165H30ZM49 164V163H48ZM103 164V163H102ZM164 164V163H163ZM11 165V164H10ZM92 165V164H91ZM100 165V164H99ZM117 165H119V164H117ZM170 165V166H169ZM174 165V166H173ZM241 165H243V166H241ZM264 165V164H263ZM106 166V165H105ZM172 166V167H171ZM211 166V167H210ZM173 167H177L175 170L173 169ZM186 167V166H185ZM207 167H209L210 169H211V171H212V173H210V176H209V180H206L207 179V174L209 173V171H208V169H207ZM264 167V166H263ZM47 168V167H46ZM49 168V167H48ZM108 168H110V167H108ZM123 168V167H122ZM259 168V167H258ZM256 169L257 171L260 169ZM110 169H112V168H110ZM126 169V168H125ZM213 169V170H212ZM262 169V168H261ZM259 170V171H262V170ZM264 169V168H263ZM46 170V169H45ZM92 170V169H91ZM128 170V169H127ZM167 170H169V173L170 172H172V174L170 175V174H167ZM179 170V171H178ZM189 170V169H188ZM204 170H205V172H204ZM243 170V171H242ZM253 170V169H252ZM103 171V170H102ZM106 171H107V173L105 172V176L107 177V178H109L111 175H112V173H114V172H109L108 173V171H110V170H108L107 169V167H106ZM129 171H131V170H129ZM184 172V173H182V172ZM245 171H246V173H245ZM256 171V173H258ZM11 172H13V173H11ZM78 172V171H77ZM94 172V171H93ZM96 172H97V170H96ZM99 172H101V171H99ZM124 172V171H123ZM126 172V173H127ZM208 172V173H207ZM264 172V171H263ZM102 173V172H101ZM143 173V172H142ZM218 173V174H217ZM223 174V175H220V174ZM41 174L43 175V176H41ZM98 174V173H97ZM96 174V175H97ZM111 174V175H110ZM125 174V173H124ZM124 174H123V176H124ZM150 174V173H149ZM204 174H206V175H204ZM93 175V174H92ZM98 175H100V174H98ZM97 175V176H98ZM202 175V177H200ZM203 175H204V177H203ZM209 175V174H208ZM214 175V176H213ZM215 175H217V176H215ZM251 175H257V174H255V173H252ZM89 176V175H88ZM113 176V175H112ZM125 176H126V174H125ZM124 176V177H125ZM137 176V175H136ZM149 176H151V175H149ZM205 176H206V179H204L205 178ZM263 176V175H262ZM262 176H260V177H262ZM87 176H85V178H86ZM147 177V176H146ZM153 177V176H152ZM211 177V178H210ZM252 177V176H251ZM250 177V179L251 180H249V181H246V182H248V183H250L251 185L252 184H258V183H260L259 185L261 186L260 188H262L263 189V185H264V179H262V178H264V177H262L261 179L258 177V179H255V180H257V181H255L254 179H253V181H252V178ZM45 180H44V179ZM84 178V177H83ZM101 178H104V177H101ZM111 179L113 178V177H110ZM149 178V177H148ZM203 178V179H202ZM94 179H96L95 178V175H94ZM141 179V178H140ZM193 179H194V181H193ZM259 179L260 180H263L262 181V183H261V181L260 182H258L259 181ZM90 180V179H89ZM101 180V179H100ZM109 180V179H108ZM45 181V182H44ZM105 183L103 184V183H99V182H101V181H97V182H95V180H94V182H95V184L97 183L98 184V187H97V189L98 188H101V187H105V189H107V185H106V183H109L106 179H105ZM121 180H119L118 182H120ZM20 182H22V184L20 183ZM57 182V183H56ZM59 182V183H58ZM111 182V181H110ZM152 182V181H151ZM256 182V183H255ZM50 184H49V186H50ZM85 184V183H84ZM94 184V185H95ZM96 184V185H97ZM103 184V185H102ZM112 184H113V182H112ZM118 184V183H117ZM131 184V185H132ZM92 185H93V182H92ZM105 185V186H104ZM80 186H81V188H80ZM85 186V185H84ZM109 186H110V184H109ZM108 186V187H109ZM263 186V187H262ZM47 187V188H46ZM87 187V186H86ZM111 187H112V185H111ZM162 188H164L165 190L163 191V189ZM57 189H56V191L55 192H57ZM72 189H74V191H71ZM75 189H76V191H75ZM93 189V188H92ZM141 189V188H140ZM262 189H261V192H262ZM79 191V193H77L78 191ZM264 190V189H263ZM3 191V192H4ZM36 191H38V189L36 190ZM38 191V192H39ZM241 191H242V189H241ZM260 189H254V190H252L251 192L252 193H248V195L250 194V196H252V195H255V196H258L259 197V195H260ZM4 192V193H5ZM54 192V191H53ZM75 192V193H74ZM104 192V191H103ZM106 192V191H105ZM104 192V194H106ZM110 193V192H109ZM108 193V194H109ZM88 194V195H87ZM243 194V193H242ZM5 195V194H4ZM85 195V196H84ZM90 195V196H89ZM133 194H131V202L130 203H134V202H136L137 204H138V198H135L134 197V195L132 196ZM52 196V195H51ZM54 196V195H53ZM64 196H62V199H64ZM105 196V195H104ZM115 196H116V198H115ZM137 196V195H136ZM78 197V196H77ZM106 197V196H105ZM109 197V196H108ZM247 197V196H246ZM264 197V196H263ZM31 198V197H30ZM40 198H38V199H40ZM67 198V197H66ZM71 198H72V196H71ZM71 198H69L68 197V200L69 199H71ZM73 198H75L76 199V196H74ZM94 198V199H93ZM110 198V199H111ZM140 198V197H139ZM261 198V197H260ZM34 199H35V197H34ZM37 199V198H36ZM75 199H74V201H75ZM82 199V198H81ZM81 199H78L79 201L81 200ZM92 199V200H91ZM103 199V198H102ZM144 199H142V200H144ZM238 199H241V201L240 200H238ZM73 200V199H72ZM77 200V199H76ZM76 201V202H74V204L75 203H77V202H79V201ZM207 200H209V201H207ZM82 202H85L83 199L81 200ZM81 201H80V203H81ZM70 202H73V201H71L70 200ZM70 202H68V204L70 203ZM116 203V204H115ZM79 204V203H78ZM82 204V203H81ZM88 205H89V203H87ZM210 204V203H209ZM71 205V203L69 204V205H67V208H69L68 206H70ZM84 205H85V203H84ZM83 205V206H84ZM88 205H85L84 207L86 208ZM91 205H89V206H91ZM118 207H117V206ZM157 206V208H155ZM79 207H81V206H78V207H76V209L77 208H79ZM124 207L125 208H127L128 210H130L128 207H127V205L125 204L124 205ZM139 207V206H138ZM208 207V206H207ZM257 207H259V206H257ZM261 207L262 206H260V209H261ZM8 208V209H7ZM10 208V209H9ZM84 208V209H85ZM88 208L89 207H87V210H88ZM57 209H58V207H57ZM80 209V208H79ZM83 209V208H82ZM82 209H80V210H82ZM41 210V209H40ZM54 210V209H53ZM78 210V209H77ZM76 210V211H77ZM86 210V209H85ZM226 210V211H227ZM43 211V213L44 212H46L47 213V211H45V210H42ZM67 211V210H66ZM89 211V210H88ZM59 212V211H58ZM79 213H80V211H78ZM142 212H143V210H142ZM184 212H186V213H184ZM259 212V213H258ZM64 213V212H63ZM226 213V212H225ZM139 214H141V213H139ZM169 214V213H168ZM167 214V215H168ZM177 214V213H176ZM206 214V213H205ZM43 215V214H42ZM91 215H93V213H89L88 214V216H91ZM93 215V216H94ZM138 215V214H137ZM170 215V214H169ZM237 215V216H236ZM80 216H81V214H80ZM125 216V217H124ZM127 216H128V218H129V216H130V213H129V215L127 214ZM165 216L166 215H164V216H160V219L158 218V220H160V221H158V222H156V225H153V227H151L150 225V227H148L150 230L148 231H144V233H143V236H142V238H147V242H148V239H149V241L152 239V242H150L149 243V245H151V247H152V249L151 250H153L154 251V249L155 248H157V246L155 245V247H153L152 246V244H155L156 243V240H158L157 239V236H158V234H159V231H160V226L161 225H163L166 221H165ZM79 217V216H78ZM77 217V218H78ZM145 217V216H144ZM174 217V216H173ZM205 217H206V215H205ZM219 217H221V216H219ZM84 218V219H85ZM121 218V219H120ZM128 218L126 217L125 218V220L127 221L128 220ZM214 218H215V216H214ZM243 218V217H242ZM67 219H71V220H66ZM76 219V220H75ZM241 219V218H240ZM244 219V218H243ZM47 220H49V219H47ZM55 220V219H54ZM124 220V221H125ZM131 220H134L133 219V217L131 218ZM137 220V219H136ZM145 220H147L146 218H145ZM156 220V219H155ZM173 220V219H172ZM207 220H208V218H207ZM246 219H244V222L245 221H247ZM55 221H57V220H55ZM84 221H86V222H84ZM99 221H101L99 224L97 223V222H99ZM126 221L124 222V223H126ZM141 221H143V220H141ZM218 221V220H217ZM146 222V221H145ZM151 222V224H153ZM169 222V221H168ZM171 222V221H170ZM209 222V221H208ZM219 222V221H218ZM247 222V223H248ZM14 223V222H13ZM44 223V224H43ZM48 223H50V222H48ZM92 223V224H91ZM149 222H147V224H148ZM182 223V224H183ZM202 223H204V222H202ZM225 223V222H224ZM56 224H58L59 226H55L56 228H52V226H54V225H56ZM90 224L92 225V226H90ZM95 224V225H94ZM99 225V226H96V225ZM100 224H102V225H100ZM145 224V223H144ZM51 225V226H50ZM207 225V224H206ZM230 225V224H229ZM36 226V225H35ZM34 226V227H35ZM119 226H120V224H119ZM121 226L119 227V228H121ZM198 226H199V223H198ZM226 226V225H225ZM237 226V225H236ZM245 226V225H244ZM249 226V225H248ZM60 229H59V228ZM115 227H116V229H118L119 231H120V229L118 228V224L116 225L115 224ZM145 227V226H144ZM191 227H193V226H191ZM195 227V226H194ZM205 227V226H204ZM232 227V226H231ZM240 227V226H239ZM261 227V226H260ZM16 228V227H15ZM58 228V230H56ZM84 228V229H83ZM109 228H110V230H109ZM152 228V229H151ZM198 228V227H197ZM201 228V227H200ZM207 228H209V227H207ZM233 228V227H232ZM17 229H18V227H17ZM64 229H66V230H64ZM137 229V228H136ZM161 229H162V227H161ZM186 229V228H185ZM189 229H191V228H189ZM194 229H196V228H194ZM194 229H192L193 231H194ZM84 230V231H83ZM117 230V231H118ZM128 230V231H127ZM131 230V231H130ZM191 230V231H192ZM205 230V229H204ZM259 230V229H258ZM25 231V230H24ZM62 231H65V232H63V234H62ZM91 231V233H89ZM93 231V232H92ZM135 231V230H134ZM161 231H163V230H161ZM191 231H189V232H191ZM200 231V230H199ZM208 231V230H207ZM207 231H206V233H207ZM68 232H69V234H68ZM84 232V233H83ZM96 232V236H98L96 239H97V241H94V242H92L94 239H91L89 236H91V235H93L94 233ZM143 232V231H142ZM198 232V231H197ZM209 232H211V230L209 231ZM217 232V231H216ZM219 232V231H218ZM257 232V231H256ZM64 233L66 234V235H64ZM83 233V234H82ZM87 233H89V235L87 234ZM93 233V234H92ZM187 233V232H186ZM194 233V232H193ZM193 233H191L192 235H193ZM200 233V232H199ZM202 233V232H201ZM204 233H205V231H204ZM220 233V232H219ZM218 233V234H219ZM80 234H82V235H80ZM138 234V233H137ZM263 234V233H262ZM261 234V235H262ZM80 235V236H79ZM120 235V234H119ZM118 235V236H119ZM135 235V234H134ZM134 235H133V237H134ZM159 235H161V234H159ZM184 235V234H183ZM186 235V234H185ZM188 235V234H187ZM37 236V235H36ZM95 236V234H94V238L96 237ZM191 236V235H190ZM249 236V235H248ZM252 236V235H251ZM93 237V236H92ZM116 237V236H115ZM159 237V236H158ZM165 237V236H164ZM206 237L207 236H205V239H206ZM17 238V237H16ZM33 238H34V236H33ZM32 238V239H33ZM170 238V237H169ZM168 238V239H169ZM208 238H209V246L207 247V248H212V251L214 250V254H215V256H214V259L212 258V256H211V254L209 253V257H208V259L210 258V262L208 263V264H217V263H221V261H223L224 263L223 264H236V263H234V259L235 258H237V255H238V252L239 251H237L236 252V254H235V252H229V253H224L222 250H221V244L218 242V238L215 236V235H209L208 237H207V241H208ZM22 239V238H21ZM37 239V238H36ZM89 239H91V242L92 243H90V240ZM156 239V240H155ZM202 239V238H201ZM26 240V239H25ZM134 240V239H133ZM161 241H159V242H162V241H164V240H166L165 238H163V236H162V238L160 239ZM196 240V239H195ZM203 240V239H202ZM27 242H28V239L26 240ZM136 241V240H135ZM134 241V242H135ZM172 241V240H171ZM193 241V240H192ZM199 241H201L200 239L198 240V242ZM2 242V243H1ZM23 242V241H22ZM44 242V241H43ZM45 242V243H46ZM146 242V243H147ZM159 242H157L158 244H159ZM170 242V241H169ZM174 242V241H173ZM172 242V243H173ZM197 242V243H198ZM225 242V241H224ZM246 242V241H245ZM18 243V241L15 243V245H18L17 244ZM20 243H21V241H20ZM188 243V242H187ZM193 243H194V241H193ZM192 243V244H193ZM223 243V242H222ZM248 243V242H247ZM262 240H258V239H253L252 240V242L251 243H248V244H242V246L243 245H245L246 247H243L244 249H246V251L247 250H250V247H254L255 249V251H256V255L255 256H251L252 254H250V257H246L245 258V261L247 262V264H250V262L251 263H254V261H256L257 259H261L262 260V258H260L263 254H264V246L262 245ZM145 244V243H144ZM167 244V243H166ZM119 245V246H118ZM138 246H140V245H138ZM159 246V245H158ZM163 246V245H162ZM171 246V245H170ZM173 246H174V244H173ZM5 246H3V247H1L0 248V260H4L3 258L5 257H3V255L4 254H2V252H1V250H3V248H4ZM16 247V246H15ZM30 249H29V248ZM39 247H40V243L39 242H37V241H31V240H29V242H28V245H27V248L30 250V252H29V250L27 251V252H29V254H27L26 255V257L27 256H31V258H28V260L30 259V260H39L40 261V264H46V262L44 263L43 262V257L44 256H42L41 254H40V251H39ZM175 247V246H174ZM160 249H161V247H159ZM163 248V247H162ZM179 248V247H178ZM238 248V247H237ZM242 248V249H243ZM17 249V248H16ZM143 249V248H142ZM146 249V248H145ZM144 249V250H145ZM240 249V248H239ZM151 250H147L145 253H143V255H144V257H143V259H144V261L146 262V264H152V263H150L152 260H151V258L153 259V257H154V255H153V251H151ZM209 250H211V249H209ZM208 249H207V251H209ZM227 250V249H226ZM252 250V249H251ZM4 251V250H3ZM20 251V250H19ZM160 251H162V250H160ZM242 250L240 249V252H241ZM82 252L80 253V257H82ZM239 252V253H240ZM6 253V252H5ZM74 253V254H73ZM156 253H157V251H156ZM177 253V252H176ZM202 253H204V252H202ZM248 253H250V252H248ZM66 254V253H65ZM84 254V255H85ZM165 254V253H164ZM208 254V253H207ZM62 255H64V254H62ZM61 255V256H62ZM139 255V254H138ZM142 255V256H143ZM199 255H201L202 256V254H199ZM205 255V254H204ZM233 255H235V258H233L234 256ZM246 255V254H245ZM254 255V254H253ZM29 256V257H30ZM78 256V257H79ZM88 256V255H87ZM140 256V255H139ZM158 256H159V254H158ZM179 256V255H178ZM205 256H207V255H205ZM19 257V256H18ZM26 257H22L23 259H25L26 260ZM66 257V256H65ZM122 257V256H121ZM123 257V258H124ZM141 257V256H140ZM173 257H175V256H173ZM172 257V258H173ZM195 257V256H194ZM198 257V256H197ZM240 257V256H239ZM264 257V256H263ZM46 258V257H45ZM60 258H62V257H60ZM59 258V259H60ZM83 258V257H82ZM138 258V257H137ZM157 258V257H156ZM176 258V257H175ZM193 258V257H192ZM202 258H203V256H202ZM206 258V257H205ZM14 259H16V258H14ZM13 259V260H14ZM19 259L21 260V258L19 257ZM18 258L15 260V261H17V260H19ZM72 259V258H71ZM79 259V258H78ZM81 259V258H80ZM98 259V260H99ZM179 259V258H178ZM177 259V260H178ZM194 259H197V258H194ZM67 260V259H66ZM74 260H76V259H74ZM158 260V259H157ZM168 259H166V261H167ZM176 260V261H177ZM180 260V259H179ZM186 260V259H185ZM198 260V259H197ZM200 260V259H199ZM199 260L197 261V262H199ZM217 260H218V262H217ZM121 261V260H120ZM141 261V260H140ZM148 261V262H147ZM165 261V260H164ZM183 261V260H182ZM207 261H209V260H207ZM206 261V262H207ZM125 262V261H124ZM178 262V261H177ZM184 262V261H183ZM192 262V261H191ZM261 262V261H260ZM4 263V262H3ZM164 263V262H163ZM168 263V262H167ZM200 263H202L201 261H200ZM4 264H10V263H4ZM155 264V263H154ZM166 264V263H165ZM199 264V263H198ZM205 264H207V263H205Z\"/></svg>",
    "mask_w": 264,
    "mask_h": 264
},
{
    "label": "rangeland",
    "instance_id": "2",
    "mask_svg": "<svg viewBox=\"0 0 264 264\" xmlns=\"http://www.w3.org/2000/svg\"><path fill=\"white\" fill-rule=\"evenodd\" d=\"M49 2H51L52 0H48ZM56 1L57 0H55V3H56ZM81 1H84V0H81ZM104 1V0H103ZM137 1H139V0H137ZM136 1V2H137ZM150 2H151V0H149ZM153 1H155V0H153ZM174 1H176V5H173V7L175 8V9H178V8H182L183 9V7L184 8H186V10H187V8L188 9H190L189 11L191 12V11H194V15L191 13L190 14V12L189 13H187L186 12V10H185V12L187 13V15L189 14V15H193V18H197L196 17V11L197 12H199V10H198V6L201 4V5H204V3H205V6H203V7H200L202 10L200 11V12H203V14H204V19L206 20L207 19V21H209V22H205V24L207 25L205 28H202V30H197V26L196 25H198L199 27H201V25L202 24H204L203 22H201V20H200V22L202 23L201 25H199V24H193L194 22L193 21H188V20H186V21H188V22H190V23H192L193 24V26L196 28V31H198L197 33H195V34H193L192 32H194V31H191V33L193 34L192 36V38L190 37H188L191 33H188V29H190V27H192V26H190V24H189V28L188 29H185L186 31H187V34L185 33V35H183L184 33H180L179 32V36H177V37H179V38H181V37H183V39H181L180 41H179V38H178V41L175 39L176 37H174V35L176 34V35H178V33H176V32H178V31H176V28L174 27V29H173V31H172V28H173V21L174 20H176L175 18V16H179V15H175V14H173V15H171V16H169V19H171V17H172V19H173V17H174V19L173 20H169V21H167V20H165V21H167V22H170V24L169 23H165L161 28H162V30L164 31V32H166V33H163V31L161 32L160 31V29L158 28L157 30L158 31H160L162 34H160L159 32H157L156 33V36H158V37H168V38H170V39H165V40H167V41H169V44H172V43H177V45L178 46H185V47H187L186 46V43L187 42H189V39H191L190 41H191V44L196 48V49H198L201 53H200V55H202V57L201 58H203V59H209L210 60V62L212 61V63H214V68L216 67V66H219L220 68H218L217 69V71H212L211 69H213V67H211L210 68V70L206 67V69H207V71H211V73L212 72H215V73H213V75L211 74V76H217V74L216 73H218V71H219V74L221 73L222 74V70H223V67H224V70H225V68H230V69H226L225 71L226 72H223V74L224 75H226V76H228V78L230 77V76H234V77H231L232 79V81L230 80V78L229 79H226V80H224V81H228V82H230V83H232V84H234V86H233V88H234V90H236V89H238V90H236L237 92H239L238 94H237V96H239V99L241 98V99H243L241 96H243L244 98H245V96H247V100H245V102L247 101H250L251 100V103L250 102H248L247 104L249 105L250 104V106L249 107H251L250 109L248 108V110H247V108L244 110V112H243V114L246 112L247 114L245 115V117H247V116H249V117H251V114L253 113L254 114V118H255V121L257 120V118L259 119V120H261V118L263 119V121H264V103H262V100H264V91H262V90H264V79H263V82H262V78H261V70H262V68H264V38H263V35H264V31H263V28H264V26H262V25H264V8H262L261 7V4H262V0H238V1H235V0H197V1H195V0H188L187 2H186V0H185V3H183L184 2V0L182 1V0H174ZM0 2H2V3H0V5H2L3 3H11V4H14V5H19V6H21V7H18V8H15V9H13L12 11H11V15H10V18L7 20V21H5V18H4V15H3V9H2V7H0L1 9H0V61H2V62H0V80L2 79V81H3V77H4V73H5V71L7 70L8 71V73H9V78H12L13 76H15V74L16 73H19L20 72V74L21 73H23L22 74V76H26L27 78H29V76H28V74L26 73V72H28V71H30L33 67V69L36 71H38L39 72V70H40V72H41V74H43V78H44V80H43V78H42V76H41V78H40V80H41V82H42V84H43V82H45V80H46V77L48 78L50 75H52V74H54L55 76V79L58 81V83L56 84L55 83V81L54 82H52V80H50L49 78L46 80L47 82L46 83H44V85H43V87L45 86L46 87V84L48 85V86H51V85H49L51 82L53 83L52 84V86L54 85V89H55V91L57 92H55L53 89H51L50 91L52 92V91H54L52 94L51 93H48V96L46 95L43 99H40L39 100V97H40V95H39V97H38V99L36 98V100L34 101L35 103H34V105H35V107H34V109L32 108V110H31V108L29 109V111L31 110V113H32V116L35 118V120H37L38 122H39V120H42L43 119V117L45 118V117H47L48 116V114H49V112H50V120H53V122L51 121V125H52V123H53V125L55 126V128L57 129V130H59V129H62L63 130V128L62 127H60L61 125H65L64 127V130H66L67 131V127L66 126H68L69 125V123H71L70 124V126L71 125H73V126H68V128L70 127V128H72V127H74L75 128V126L74 125H77L76 123H78V125H80L79 126V129H81L82 127L84 128L83 130H81L82 131V133H80V134H78V128H76L77 129V135L76 136H78L79 138H80V146H81V144H82V139H88L87 140V142H88V149L86 148V146L84 147V145H82L83 146V148H86V151H84L83 153H85L86 155L85 156H83V154H82V149L83 148H81V147H79L78 148V146L76 145V143H74V145H72V147H75V146H77V148L78 149H80L81 148V150H79V151H81L80 152V154H78V155H81L82 156V158H79V157H81V156H79V157H77V159L76 158H73L74 156H72L71 155V153L72 152H70V150H69V152L67 153V156H64V158L62 159L63 161H67V162H69L70 160H73V162L76 164V162H78V161H81L82 159H88L89 160V168H91L92 170L91 171H86L85 172V174L83 175V176H80V174L77 172V170H76V167H75V165H70V167L71 166H74V167H71L69 170H71V171H73L74 173H75V175H73V177L71 178V180L72 181H76V182H78V180L80 179V180H84V179H86L85 180V184L81 181L79 184H78V186L79 185H83V187L81 188V186H80V188L83 190V191H86V189H87V191H90V193H92V194H94V192H95V189H96V191H106L105 193L106 194H104L106 197H112L113 199H114V195H116L117 193L116 192H118L119 190H120V187H121V182L123 181V178H128L127 177V175H128V172H129V174L131 173V176L130 175H128L129 177H140L139 178V181H142V179H147V181L149 180V182H150V184L151 185H153L154 184V178H156V177H158V176H160V170L161 169H163V168H168V167H166V165H168L167 163H168V160L167 159H169V155L170 154H174L175 155V157L173 158V159H176V161H174L173 159H171V161H170V163L171 164H173L174 163V165L176 166V164H177V167H178V165H179V168L180 167H182L183 168V171L184 172H186V173H184V172H182V173H184V174H187L188 176H190L189 175V173L190 172H192L191 170H193V172H194V169H192V168H190L189 167V163H187L188 161H184L183 160V162L184 163H182V164H180L179 162H182L181 160V156L182 155H184V154H182V153H180V154H182L181 156H180V154H179V152L177 153V149H175L174 148V144H172L173 142L171 141V142H168L169 141V138H170V136L169 135H171L170 133H169V138H168V141H166L165 143H163L160 147H156L154 144L155 143H151L152 141H150L149 140V138H150V136H149V138L148 137H145V135L143 136L142 134V136L141 135H139V134H137L136 135V137H135V141H134V143H133V141H130L129 139H126V138H122V139H120V138H115L116 139V143L113 141V138H111V137H109V134H108V132H107V130L106 129H104L103 127H101V130H106V132L105 133H103V131H101L102 133H100L99 132V134H101L102 136L104 135V136H108L107 138H106V140L107 141H105L104 140V138H102V137H97V136H95V135H93V137H92V132H93V130H94V128L92 129L91 128V126L89 127V131H88V126H89V121H90V116H92V114L90 113L91 112V110L92 109H95L96 110V108L95 107H97V106H100L101 104H103L102 103V101H104L105 102V100L104 99H106L107 101L109 100V99H113V98H117V97H119L120 98V93H122L123 95L122 96H124L125 94L127 95V93L129 94V92H131L130 94H132L134 91H135V86H134V84L135 83H137L136 82V76L137 75H134V73L136 74H138V71L134 68V67H137L138 66V68L140 69V71L139 72H143L144 73V71H142L141 70V67H142V65H141V62H143L142 61V59H143V56L141 57V58H138V59H141V60H138L137 59V61L135 62V58L134 57H136V51H135V49H136V46L138 45V44H136V42H138L141 38H138V37H141L140 35L142 34V36H144L143 37V39H145V33L144 32H142V29H143V27H145V26H154V31H155V29H156V27L157 26H155V23L156 24H158V26H159V22H156V21H160V19H162V22H163V20L165 19V16L163 17V15H165V14H163L162 15V11H166L167 10V8H166V6H165V8L164 9H161L162 7H161V5H160V7L161 8H159L157 11L158 12H160V13H158V12H156L157 14L156 15H158V16H160L159 14H161V16L164 18H160V19H158V17H155V15H154V17L155 18H153L152 19V15L154 14H152V12H154L153 10H147V11H145L144 13H142L143 14V19H145V18H149L150 17V19H151V21L154 23V25H152L153 23L152 22H150L149 24H147L149 21L147 20V19H145V20H143V21H145V23L147 24H145L144 22H142L143 23V25H142V23H141V18L139 19L138 17H140V16H142V14L141 15H139L138 16V14L140 13H136L135 12V14H137L136 16H134L135 18H136V20H140V22L138 21H136L135 20V18H133V17H129V18H132V19H134V21H136L135 23H134V21L133 20H131L130 22H129V20H128V22H124V25H121L122 24V21L123 20H126L127 19V17H128V14H123V15H126L127 17L124 19V17H122V15L120 16V18H118V20H116V21H114L115 23H113V22H110V23H108L107 25H102V26H98V27H96L95 28V26H94V28L92 27L91 28V30H87V28H86V30L84 29V31H81V32H79V34L80 35H75V34H73L74 36L73 37H70L71 35H70V32H69V34H68V36L69 37H67V39L69 40H67V42L69 43H67L68 45L66 46V49H65V51H63L65 54L63 55V53L61 54L60 53V55L59 54H57V53H55L56 51L59 53L61 50H63L62 48H64V45H63V47L61 46L62 45V41H64V42H66L61 36H63V34H61V28L59 29V24L57 25L56 23L55 24H53V25H51L52 24V20H55V21H58V20H56V19H53L54 17H52V16H55L56 14H58L60 11H58V13H55L57 10V8L55 9V5L53 6V3H54V0L52 1V5H47L48 3L46 2V4H45V1L44 0H33L32 2H31V0H6V1H4V0H0ZM182 2V3H181ZM214 2H215V4H214ZM218 2V3H217ZM222 2H226L227 4H229V5H231V7H233V10H235L234 12L235 13H232V14H228V16H224V15H226V14H222V13H219L218 12V14H219V17L217 18V19H220V14H221V17H222V15L224 16V17H222V19L221 20H218L219 21V23H218V21H217V19H215L216 18V16L214 15V12H215V9L218 11V9H219V7L221 6L220 4H222ZM29 3L30 4H37V3H39V4H44V5H47L48 7H46V8H43V9H41L39 12L38 11H36L35 9H28V8H25V7H23V6H25V5H29ZM139 3H142V4H144V5H146V4H149L148 3V1L146 0H144V1H142V0H140L139 1ZM174 2L173 1H171V4H173ZM203 3V4H202ZM109 4V3H108ZM170 4V3H169ZM170 4V5H171ZM181 4V5H180ZM199 4V5H198ZM218 4V5H217ZM103 5V4H102ZM139 5H141V4H139ZM138 5V6H139ZM178 5V6H177ZM190 5L192 6V7H190ZM198 5V6H197ZM200 5V6H201ZM208 5V6H207ZM109 6H112V4L111 5H108V8L109 9H113L115 6H112V8L111 7H109ZM163 6V7H164ZM64 7H66V6H64ZM216 7V8H215ZM48 8V9H47ZM199 8V9H200ZM107 9V8H106ZM237 9V10H236ZM239 9V10H238ZM240 9H242V10H240ZM32 10V11H31ZM46 10H48V11H46ZM50 10H51V12H50ZM56 10V11H55ZM179 10V9H178ZM178 10H176V12L178 11ZM184 10V9H183ZM182 10V11H183ZM196 10V11H195ZM209 10H210V12H209ZM213 10V11H212ZM54 11V12H53ZM188 11V10H187ZM118 12L120 13V11L118 10ZM206 12H207V16H206ZM62 14H63V12H61ZM60 13V14H61ZM66 13H68V11L66 12ZM66 13H64V14H66ZM122 13H124V12H122ZM128 13V12H127ZM164 13V12H163ZM183 13V12H182ZM182 13L181 12H179V14H180V16L182 17ZM213 13V14H212ZM39 14H40V16H39ZM46 14L48 15V16H46ZM121 14V13H120ZM167 14V13H166ZM202 14V13H201ZM216 14H217V12H216ZM235 14V15H234ZM24 15V16H23ZM131 15V13L129 12V16ZM146 15V16H145ZM148 15H151V16H148ZM183 15H186V14H184L183 13ZM200 15V14H199ZM209 15H211L210 16V18H209ZM229 15H231V16H229ZM234 15V16H233ZM51 16V18H49ZM132 16V15H131ZM144 16H145V18H144ZM190 16V18H192ZM195 16V17H194ZM205 16H206V18H205ZM20 17V18H19ZM23 19H22V18ZM45 17V18H44ZM46 17H48V18H46ZM189 17V16H188ZM214 18V20H216L217 21V23L218 24H216V26H215V22L216 21H214L212 18ZM229 17V18H228ZM13 18V19H12ZM189 18V19H190ZM193 18L191 19V20H193ZM199 18V17H198ZM234 18V19H233ZM238 18V19H237ZM46 19V20H45ZM155 19H157V20H155ZM210 19H211V21H210ZM225 20V19H227V24H222L221 25V21L222 20ZM231 19H232V21H231ZM14 20V21H13ZM39 20V21H38ZM50 20V21H49ZM146 20L148 21V22H146ZM154 20H155V22H154ZM204 20V21H205ZM47 21H49V23L47 22ZM54 21V22H55ZM133 21V22H132ZM243 21V22H242ZM162 22H160V23H162ZM171 22H173L172 23V25H171ZM7 23V24H6ZM58 23V22H57ZM99 23V22H98ZM119 23H120V25H121V27H120V29H122L123 30V32L121 31V33H123V34H125V35H123V34H120V36L123 38V40H124V42H123V40L120 42H117V47H119L120 46V49L119 48H117V51H120L119 53H117V56L116 57H114L115 59V61H113V63L114 62H116L117 64L118 63H120V64H115L117 67H114V65H112V67L109 65V61H108V59H109V56H108V54L110 55L111 53L110 52H112L111 51V49H110V47L108 46L107 47V45H106V42H108L107 41V36H106V34L108 33V32H111V31H114L115 29L113 28V27H115V26H117V25H119ZM140 23V25H139V27H142V28H139V27H137L138 25L137 24H139ZM152 23V24H151ZM207 23H210V25H213L212 26V28L210 29L209 28V24H207ZM213 23V24H212ZM19 24V25H18ZM47 24H50L51 25V27L53 28H51L52 30H50L49 29V31H48V29H47ZM126 24V25H125ZM129 24H132V25H129ZM187 24V23H186ZM185 24V25H186ZM191 24V25H192ZM204 24V25H205ZM244 24V25H243ZM245 24H246V26H245ZM252 24V25H251ZM253 24H254V26H256L257 25V27L258 28H255L254 26H253ZM262 24V25H261ZM35 25H36V27H35ZM46 25V26H45ZM95 25V24H94ZM96 25H97V22H96ZM109 25V26H108ZM135 25H137V26H135ZM142 25V26H141ZM182 25V24H181ZM185 25H184V27H185ZM53 26H55V27H53ZM131 26H133L134 28H135V30H134V28L132 29V28H130ZM221 26H222V28L223 29H225V30H218V29H221ZM248 27V28H245V27ZM262 26V27H261ZM29 29H28V28ZM49 27V26H48ZM61 27V26H60ZM83 28L84 27H87L86 25L85 26H82ZM124 27V28H123ZM160 27V26H159ZM164 27V28H163ZM165 27H166V29L167 28H171V31H172V33L174 32V30L176 31L175 32V34H171V32H168L169 31V29L168 30H166L165 29ZM179 27H181V28H179L178 30H182V26H179ZM198 27V28H199ZM203 27V26H202ZM220 27V28H219ZM260 27V28H259ZM195 28H191L192 30L193 29H195ZM208 28H209V30H208ZM254 28V29H253ZM33 29H37L36 31L37 32H32V30ZM107 29V30H106ZM111 29V30H110ZM130 29H132V30H130ZM138 29V30H137ZM140 29V30H139ZM165 29V30H164ZM190 29V30H191ZM251 29V30H250ZM10 30V31H9ZM25 30V31H24ZM30 30V31H29ZM124 30H128V32L127 33H125L126 31H124ZM129 30H130V32H129ZM144 30V29H143ZM185 30H183V31H185ZM190 30H189V32H190ZM217 31V33H216V31ZM257 30H260L259 32L262 34V35H257L256 37H258V38H256L254 35H256V34H258V31ZM4 31H6V32H4ZM87 33H86V32ZM133 31H136V32H133ZM150 31V33L151 32H153L154 33V31L152 30V28H151V30H149ZM185 31V32H186ZM200 31V32H199ZM206 31L209 33H206ZM215 31V32H214ZM223 33H222V32ZM249 31V32H248ZM262 31V32H261ZM18 32V33H17ZM59 32V33H58ZM131 32H133L134 34L133 35H131L132 33ZM140 32V33H139ZM142 32V33H141ZM168 32V33H167ZM220 32H221V34H220ZM7 33V34H6ZM17 33V34H16ZM21 33V34H20ZM23 33V34H22ZM51 33V34H50ZM136 33V34H135ZM137 33H138V37L136 36L137 35ZM143 33H144V35H143ZM146 33H148V31H146ZM149 33V34H150ZM152 33V34H153ZM201 33H203L201 36L199 35V34ZM213 33V34H212ZM214 33H216V34H214ZM259 33V34H260ZM1 34H3V35H1ZM11 34V35H10ZM59 34V35H58ZM61 34V35H60ZM65 34V33H64ZM85 34V35H84ZM92 34V35H91ZM158 34V35H157ZM161 36H160V35ZM165 34H169V35H165ZM196 34H198V35H196ZM206 34V35H205ZM223 34H224V37L222 38L221 36H223ZM30 35V36H29ZM35 35V36H34ZM128 35H131V36H136V39L138 40V41H136L131 47H128L127 46V43H128V40L127 39H125V36L127 37ZM147 35V34H146ZM154 35H155V33H154ZM211 36V46H208L207 47V49H205V48H203V47H205L203 44H200V42L199 41H201V39L203 38V37H205V36ZM232 35V36H231ZM5 36V37H4ZM19 36V37H18ZM33 36V37H32ZM44 36V37H43ZM148 36V35H147ZM151 36V34L149 35V37ZM186 36L189 38H186ZM191 36V35H190ZM214 36V37H213ZM221 38H220V37ZM247 36V37H246ZM254 36V37H253ZM153 37V36H152ZM163 37V38H164ZM184 37H185V39H186V41H185V39H184ZM216 37V38H215ZM218 37L220 38V40L218 39ZM228 37V38H227ZM27 38H28V41H27ZM214 38V39H213ZM63 39V40H62ZM73 39V40H72ZM175 39V40H174ZM198 39V40H197ZM217 39V42L216 43H214V41L213 40H216ZM6 40H7V45H6ZM62 40V41H61ZM75 40V41H74ZM109 40V39H108ZM183 40V41H182ZM194 40H197L195 43H194ZM231 40V41H230ZM248 40V41H247ZM33 41V42H32ZM74 41V42H73ZM170 41L172 42V43H170ZM175 41V42H174ZM193 41V42H192ZM228 42V43H226V44H224L225 42ZM236 41V42H235ZM263 41V42H262ZM25 42V43H24ZM102 42H105V43H102ZM123 42V44H121ZM127 42V43H126ZM212 42H213V44H212ZM199 43V44H198ZM202 43V42H201ZM229 43H231V45H232V43L235 45H233V46H230V44ZM263 43V44H262ZM21 44V45H20ZM103 44H105V45H103ZM180 44V45H179ZM184 44V45H183ZM197 44L199 45L198 47H200V48H197ZM215 44H216V47H215ZM225 45L224 47L222 46L221 47V49H219V52L216 50V49H218L217 47H220L219 45ZM229 44V45H228ZM4 45V46H3ZM7 47H9L10 49H11V56L10 57H8L7 59L5 58V56H4V49H5V47L6 46ZM203 45V46H202ZM212 45L214 46V48H212ZM56 46V47H55ZM101 46V47H100ZM257 46V47H256ZM52 47V48H51ZM60 48V51H59V49L57 50L56 48ZM87 47V48H86ZM122 47V48H121ZM201 47L203 48V49H201ZM211 47V48H210ZM233 47V49H231V50H233L234 52L232 53V51L230 50V48H232ZM263 47V48H262ZM4 48V49H3ZM31 48V49H30ZM105 48V49H104ZM107 48H109V50H110V52H109V50L107 49ZM116 48V47H115ZM224 48H227V49H225L224 50ZM45 49V50H44ZM52 49H54V50H52ZM208 49H209V51H208ZM210 49L212 50L211 51V55H210ZM248 49V50H247ZM85 50V51H84ZM106 50H108V51H106ZM202 50V51H201ZM217 51V52H214V51ZM221 50V51H220ZM224 50V51H223ZM257 50V51H256ZM15 51V52H14ZM23 51V52H22ZM27 51V52H26ZM44 51V52H43ZM46 51V52H45ZM83 51V52H82ZM87 51V52H86ZM94 51V52H93ZM96 51V52H95ZM227 52L228 53V57H230L231 58V62H229L228 60V58L227 57H225V58H222V55H221V53L222 52ZM231 51V52H230ZM249 51V52H248ZM18 53V55H17V53ZM21 52V53H20ZM106 52H108V53H106ZM213 52L215 53V55L213 54ZM16 53V54H15ZM41 53V54H40ZM52 53H54V55L55 54H57L55 57L57 58V59H54L53 58V61H56V63H53V64H56V66L55 67H52L53 66V64H51L52 62ZM80 53V54H79ZM177 53V52H176ZM218 53V54H217ZM220 53V54H219ZM232 53V54H231ZM23 54V55H22ZM107 54V57H105V55ZM112 54H113V52H112ZM119 54H121V55H119ZM134 54V55H133ZM187 54V52H185V53H183L182 55H179L177 58H179L178 60H179V62H180V59H183V57H185V56H187L186 55ZM245 54V55H244ZM256 54V55H255ZM24 55H25V57L27 58V60H30V63H33V59H34V64L35 63H38V64H40V65H37L39 68H37L34 64H32V65H30L29 63H27L26 62V58L24 57ZM35 55V56H34ZM119 55V56H118ZM123 55V56H122ZM205 55V56H204ZM75 56V57H74ZM111 56V55H110ZM113 56V55H112ZM111 56V57H112ZM122 56V57H121ZM205 58H204V57ZM12 57V58H11ZM42 57V58H41ZM54 57V56H53ZM63 57V58H62ZM103 57H105V58H107L106 60L108 61L107 63H108V65L111 67V69L113 70H115V72L113 73V71L110 73H107L106 71V67H105V69L104 70H106V71H104V75L102 74V72H103V70H102V72L101 71H99V70H97V71H99V72H94V71H96L95 69H97V65H99V64H101V61H100V59H104ZM119 57H121L122 59H121V62L119 61V62H117L118 60H120V59H118ZM211 57V58H210ZM36 58V59H35ZM60 58V59H59ZM64 58H67V59H64ZM79 58V59H78ZM131 58V59H130ZM135 60H134V59ZM177 58H175L173 61H172V63H168V67L171 65V64H173V65H171V66H174L173 68L174 69H172V67H171V71H173V73H175L174 71H176L178 74H179V76L181 75V73L183 74V75H185L186 76V78L188 79H192L193 78V75H195V73H196V75L198 74V76H199V74H200V72L199 71H197V72H194L195 70H192V69H194L197 65H192L191 64V62L189 63V64H187V63H183V66L185 65V66H189V68L191 69H189L188 67H187V69H185V66H184V70H183V67H182V65H181V62H183V61H185L184 59L180 62V63H177V61H175ZM227 58V59H226ZM16 59V60H15ZM32 59V60H31ZM116 59H118L117 61H116ZM202 59V60H203ZM58 60V61H57ZM62 60V61H61ZM73 60V61H72ZM132 60V61H131ZM205 60V64H209L210 62H209V60L208 61H206ZM216 60V61H215ZM18 61H19V63H18ZM32 61V62H31ZM38 61V62H37ZM61 61V62H60ZM111 61V60H110ZM134 61V62H133ZM175 61V62H174ZM204 61V60H203ZM21 62H24V63H27L26 64V66H25V68H24V66L23 65H25V64H21ZM58 62V63H57ZM71 62V63H70ZM75 62V63H74ZM132 62V63H131ZM186 62V61H185ZM253 62V63H252ZM15 63V64H14ZM45 63V64H44ZM107 63H105V64H107ZM217 63V64H216ZM219 63V64H218ZM7 64V65H6ZM11 64L13 65V66H11ZM21 64V65H20ZM29 64V65H28ZM112 64V63H111ZM152 64V63H151ZM170 64V65H169ZM178 64V65H177ZM205 64H198L199 66L200 65H203L202 67H201V71L203 72V73H205V74H207V75H201V76H205V77H201L202 79H204V78H206V80L204 79V81L206 82V85H205V82L202 80V79H200V78H198V79H200L201 80V82L199 83V81H197L198 83H199V89H202V90H198V88H197V95L196 96H191V97H193L194 99L196 98H198V99H201L200 101H202L201 103L202 104H208L207 103V100H208V98L213 94V92L215 91H213V88L215 87L216 88V86H217V84H216V86H213L215 83L212 81V79H210L211 77L209 76V78L207 77L208 76V74H210V73H206V69H205ZM19 65H20V67L21 68H18L19 67ZM27 65H28V67H27ZM103 64H101V65H99V67L100 66H102ZM166 65H167V63H166ZM177 65V66H176ZM223 65H225V66H223ZM245 65V66H244ZM15 66V67H14ZM23 66V67H22ZM119 66H121L122 68H120L119 69ZM134 66V67H133ZM190 66H193V68L192 67H190ZM198 66V67H199ZM243 66V67H242ZM10 69H9V68ZM76 67V68H75ZM114 67V68H113ZM168 67H164V68H168ZM178 67V68H177ZM222 67V68H221ZM252 67V68H251ZM262 67V68H261ZM2 68V69H1ZM18 68V69H17ZM23 68V69H22ZM30 68V69H29ZM50 68H52V70H50ZM107 68H109V67H107ZM135 70V72L133 73V69ZM217 68V67H216ZM261 68V69H260ZM24 69H26V70H24ZM27 69H28V71H27ZM53 69H55V71H53ZM78 69L79 70H82V71H84V72H80V71H78ZM102 69V68H101ZM196 70H197V68H195ZM200 69V68H199ZM251 69V70H250ZM22 70V71H21ZM89 70H90V72H89ZM129 70V71H128ZM178 70H181V71H179L178 72ZM188 70V71H187ZM213 70H215V69H213ZM229 71V73H228V71ZM23 71H26L25 73L27 74V75H25V73L23 72ZM35 72L34 73V71H32L31 72V74L32 75H37L38 74V72ZM50 71V72H49ZM77 71V72H76ZM109 71V70H108ZM190 71V72H189ZM222 71V72H221ZM3 72V73H2ZM39 72V73H40ZM43 72V73H42ZM65 72V73H64ZM79 72V73H78ZM107 74H106V73ZM199 72V73H198ZM52 73V74H51ZM82 73L85 75H82ZM95 73V74H94ZM99 73H101L102 74V76H101V74H99ZM119 73V74H118ZM170 73V72H169ZM194 73V74H193ZM202 73V74H203ZM231 73V74H230ZM19 74V75H20ZM47 74V75H46ZM50 74V75H49ZM80 74V75H79ZM115 74V75H114ZM140 74V76H141V73H139ZM138 74V75H139ZM171 74V73H170ZM218 74V75H219ZM220 74V75H221ZM222 74V75H223ZM230 76H229V75ZM249 74V75H248ZM30 75V74H29ZM39 75V74H38ZM49 75V76H48ZM77 75V76H76ZM84 76V77H82V76ZM107 75H109V76H107ZM117 75V76H116ZM120 75H123L122 76V78H121V82L119 81V77L118 76H120ZM130 75V76H129ZM132 75L134 76V77H132ZM247 75V76H246ZM17 76V75H16ZM31 76V75H30ZM58 76V77H57ZM86 76H87V78H86ZM114 76V77H117V82H115V80H114V78H112V77ZM139 76V77H140ZM172 76H173V74H172ZM178 76V75H177ZM177 76H175V77H177ZM185 76H184V78H185ZM192 76V77H191ZM250 76V77H249ZM19 79H20V81L22 82L23 81V83H25L26 81H24V79H23V77L22 78H20L21 76H17ZM104 77H106L105 79H104ZM183 77V76H182ZM200 77V76H199ZM26 78V79H27ZM63 78V79H62ZM73 78V79H72ZM89 78V79H88ZM95 78V79H94ZM108 78V79H107ZM119 78V79H118ZM138 78V77H137ZM173 78V77H172ZM179 78V77H178ZM177 78V79H178ZM184 78H182V80H184ZM213 78V80H215V78L214 77H212ZM217 78V77H216ZM219 78V77H218ZM226 78V77H225ZM234 78H236V79H234ZM254 80H253V79ZM87 79V80H86ZM170 79H171V77H170ZM177 79H175V80H177ZM197 79V80H198ZM224 79V78H223ZM235 81H237V82H235ZM48 80H50V81H48ZM65 80H67V81H65ZM102 80V81H101ZM114 80V81H113ZM129 80V81H128ZM131 80V81H130ZM133 80V81H132ZM163 80V79H162ZM161 80V81H162ZM167 80V79H166ZM174 79H172V82H174L173 81ZM182 80H180L179 79V81H178V85L180 86V85H182L181 83H185L186 81L184 80V82H181ZM217 81H218V79H216ZM215 80V81H216ZM230 80V81H229ZM56 81V82H57ZM103 81H105V82H103ZM160 81V80H159ZM158 81V82H159ZM31 82H33V79H31ZM40 81L38 82V83H36V81H34L32 84H34L36 87H37V84H40L41 83ZM114 84H113V83ZM129 82V83H128ZM158 82H156V84L158 83ZM163 82H166L165 80L163 81ZM179 82H180V84H179ZM196 82V83H197ZM211 82H213V83H211ZM239 82H240V84H239ZM256 82V83H255ZM262 82V83H261ZM36 83V84H35ZM75 85H74V84ZM77 83V84H76ZM101 83H102V85H104L103 86V90H102V93L101 92H98L99 90H101ZM105 83V84H104ZM110 83V85H108V84ZM112 83V84H111ZM175 84L173 85V86H175L177 83L176 82H174ZM186 83H188V82H186ZM185 83V86L187 85ZM210 85H208V84ZM217 83V82H216ZM236 83L238 84L237 86H236ZM244 83V84H243ZM259 83V84H258ZM79 84V85H78ZM123 84H125L124 86H123ZM155 84V85H156ZM172 84L173 83H171V81L169 82V87L167 86V84L165 83V85L168 87V89H170L169 90V92H171V93H168V96H171V94H173V93H176V91H179L178 93H176V94H174L173 96H174V99L173 100H168L169 98H167V100L168 101H170V103H171V101L173 102V101H175L176 99L178 100V102H182L183 103V99H182V97H179V99L178 98H176V95L178 94V95H180V93H181V89H180V87H178L177 89L175 88V90H174V87L172 86ZM191 84H192V80L191 81H189V83H188V85L191 87ZM221 84V83H220ZM0 85L1 86H3L4 87V84H3V82H0ZM33 85V86H34ZM56 85H58V86H56ZM106 85V86H105ZM111 85H113V87L111 86ZM115 85H116V89H115ZM122 85V88L120 89L119 87ZM136 85V84H135ZM154 85V84H153ZM154 85V86H155ZM208 85V86H207ZM219 85V84H218ZM222 85V84H221ZM33 86L31 87V88H33ZM41 86V85H40ZM51 86V87H52ZM109 86H111V87H109ZM117 86H119V87H117ZM153 86V87H154ZM171 86H172V88H171ZM184 86V85H183ZM195 86V85H194ZM202 86V87H201ZM204 86V87H203ZM236 86V87H235ZM249 86V87H248ZM36 87H35V90L33 91L34 93H37L36 92ZM42 87V86H41ZM56 87V88H55ZM68 87V88H67ZM97 87H98V89H97ZM101 87V88H100ZM109 87V88H108ZM165 87V86H164ZM166 87V88H167ZM188 87V86H187ZM188 88L189 90L191 89V88ZM196 87H197V84H196ZM221 87V86H220ZM223 87V88H222ZM221 88L222 89H224V87L226 88L227 86H222ZM31 88H28V89H30L31 90ZM53 88V87H52ZM105 88H107L108 90H105ZM118 88V89H117ZM135 88V89H134ZM184 88V87H183ZM192 88H193V86H192ZM214 88V89H215ZM217 88H218V86H217ZM221 88H219V89H221ZM240 88V89H239ZM242 88V89H241ZM25 90L24 91H28V90H26L27 88H24ZM34 89V88H33ZM50 89V88H49ZM111 89H113L112 91H111ZM115 89V90H114ZM123 89V90H122ZM178 89H180V90H178ZM187 88L185 87V89H184V91L185 92H187L188 90H186ZM196 89V88H195ZM195 89L194 90H192V91H195ZM228 89V87L226 88V90L224 89L223 91H225V94H223V95H226V96H229L230 95V93L229 92H231V90H233V89H230V91L229 90H227ZM39 90H40V88H39ZM43 90V89H42ZM42 90H40L39 92H42ZM77 90V91H76ZM105 90V91H104ZM132 90H134V91H132ZM164 90V89H163ZM163 90H162V92H163ZM167 90V89H166ZM172 90V91H171ZM204 90V91H203ZM233 90V91H234ZM23 91V92H24ZM127 91V92H126ZM222 91V92H223ZM229 91V92H228ZM232 91V92H233ZM235 91V92H236ZM46 91L44 90L42 93H45ZM60 94H59V93ZM77 92V93H76ZM119 92V93H118ZM164 92H165V90H164ZM235 92H233L234 94H235ZM26 93V92H25ZM76 93V94H75ZM79 93V94H78ZM99 93H100V97H99ZM166 93V94H167ZM188 93H189V91H188ZM216 93V92H215ZM259 93V94H258ZM0 94H1V96L3 97L4 95H2V92L0 91ZM27 94V93H26ZM55 94V95H54ZM64 94V95H63ZM75 94V95H74ZM85 95V97L84 96H82V95ZM112 94L113 95H116V96H113V98H112ZM134 94V93H133ZM217 94V93H216ZM54 95V96H53ZM56 95H57V97L59 98V102H58V100H57V97H56ZM96 95V96H95ZM126 95H125V97H126ZM161 95H162V93H161ZM164 95H165V93H164ZM178 95H177V97H178ZM204 95V96H203ZM215 95V94H214ZM236 95V94H235ZM0 96V99L2 98ZM38 96V95H37ZM36 96V97H37ZM51 96H53V98L51 97ZM111 96V97H110ZM182 96V95H181ZM200 96H201V98H200ZM218 96H219V94H218ZM217 96V97H218ZM82 97V98H81ZM108 97H109V99H108ZM131 97V98H130ZM166 97H167V95H166ZM172 97V96H171ZM190 97V98H191ZM202 97H203V100H202ZM204 97H205V99H204ZM207 97V98H206ZM212 97H215V96H211L210 97V102H213L214 101V98H212ZM216 97V98H217ZM225 97V96H224ZM223 97V98H224ZM251 97V98H250ZM255 97V98H254ZM41 98V97H40ZM48 99L50 102H52V103H50L49 101V106H52L53 108H52V110L54 111V113L52 112V111H49V112H47L46 110L43 112V114H42V108H41V106H43V104H47L46 102L44 103V100L45 99ZM65 98V99H64ZM128 98H130V99H132V96H130V95H128ZM128 98H126L127 100H129ZM164 98H165V96H164ZM173 98V97H172ZM181 98V99H180ZM215 98V100H218L219 99V101H220V98L218 97L217 99ZM222 98V99H223ZM250 98V99H249ZM257 98V99H256ZM46 99V100H47ZM54 99H56L55 101H57L58 103H57V105H56V103H55V101H54V104H53V101H51V100H54ZM74 99V100H73ZM80 99H82V100H80ZM103 99V100H102ZM133 99H138V98H133ZM171 99V98H170ZM195 99V100H196ZM197 99V100H198ZM207 99V100H206ZM213 99V100H212ZM236 99V98H235ZM238 99V98H237ZM3 100H5V99H3ZM3 100L1 101L0 100V108H3V109H0V116H2V117H0L1 118V120L2 119H9L8 121L10 122V123H7V124H14L13 122H14V120L13 119H15L16 117H18V116H16V113L14 112V111H16V110H10V109H7L6 107H4L5 106V103H3ZM43 101V102H41L42 104H41V106L40 105H38L39 107H40V109L42 110H38V112H40V113H38L37 114V110H36V107H37V103L39 102V101ZM45 100V101H46ZM95 100V101H94ZM205 100H206V102H205ZM256 102V104L257 105H252V103L254 102V101ZM259 102H257V101ZM37 101V102H36ZM62 101V103H60ZM94 101V102H93ZM133 101V100H132ZM140 101V99L137 101L136 100V102H139ZM204 101V102H203ZM236 101V100H235ZM5 102V101H4ZM83 103L82 105L80 104V103ZM90 102V103H89ZM97 102V103H96ZM101 102V103H100ZM190 102V101H189ZM209 102V101H208ZM237 102H239V104L241 103L240 102V100H238ZM133 103V102H132ZM38 104H40V103H38ZM58 104L60 105L59 107H58ZM91 104H94V105H96V106H92ZM172 104V103H171ZM179 105H180V103H178ZM178 104H177V106H178ZM212 104V103H211ZM211 104H208L207 106H205L207 109L208 108H210V106L209 105H211ZM214 104H216V102L214 103ZM238 104V103H237ZM244 105V99H243V102L241 103V105ZM246 104V105H247ZM259 104V105H258ZM80 105L83 107H81L82 109H83V111H85V113H87V115L84 113V112H82V115H81V113L79 114L77 111H80V110H76V113L77 114H79L80 115V117L81 118H77L78 117V115H76V113L74 114V112H75V109L78 107H80ZM245 105V107H247ZM57 108H56V107ZM239 106V105H238ZM257 106V107H256ZM263 106V107H262ZM47 108H48V106H46ZM90 107H91V110H90ZM92 107H94V108H92ZM204 107V108H205ZM244 107V108H245ZM63 108H66V109H68L67 111H62V109ZM81 108H79V109H81ZM86 108V109H85ZM255 108H256V110H255ZM261 108H263V109H261ZM8 112V110H10V112L12 111L13 112V115H15L14 117H13V115L10 113L9 115L7 114V115H5V110ZM38 109V108H37ZM49 109H51V108H49ZM66 109H64V110H66ZM90 110V111H88L87 112V110ZM99 109H100V107H99ZM1 110H3V111H1ZM28 110V109H27ZM26 110V112H29V111H27ZM35 110H36V115L34 116V112H35ZM95 110H93V112L95 111ZM98 110V109H97ZM178 110V109H177ZM176 110V111H177ZM55 111H59V112H55ZM61 111V112H60ZM74 111V112H73ZM249 111V112H248ZM255 111V112H254ZM6 112V113H7ZM25 112V113H26ZM47 114H46V113ZM64 113V112H66V113H64L65 114V117H64V114H63V116L62 117H60L61 118V120H62V118H64L62 121L59 119V121H57V119L58 118H56V115H62V114H60V113ZM3 113H4V115L5 116H8V117H4L3 116ZM15 113V114H14ZM30 113V112H29ZM29 113H27V114H29ZM44 113L46 114V115H44ZM55 113H57L56 115H55ZM59 113V114H58ZM68 113V114H67ZM89 113H90V116H89ZM237 113H238V111H237ZM40 114V115H39ZM255 114H256V116H255ZM262 114V115H261ZM19 115V114H18ZM53 115H54V117H53ZM95 115V114H94ZM93 115V116H94ZM239 114H234V115H230L229 116V119L230 118H238L239 116H238ZM12 116V117H11ZM37 116V117H36ZM73 117L74 116V120H73V118H72V121H70L69 122V120L68 119H70L71 117ZM77 116V117H76ZM89 117V120H87V122H86V117ZM261 116V117H260ZM59 117V116H58ZM76 117V118H75ZM87 117V118H88ZM241 117V116H240ZM11 118H12V120H13V122L11 121ZM47 118V119H48ZM56 118V119H55ZM67 118V119H66ZM85 118V119H84ZM6 119V120H7ZM46 119V120H47ZM82 119H84L82 122H80V124H79V121L80 120H82ZM239 119V118H238ZM6 120H4L5 122H8V121H6ZM49 120V121H50ZM56 122H55V121ZM66 120V121H65ZM71 120V119H70ZM254 120V119H253ZM258 120V121H259ZM48 120H47V122H49ZM63 122V123H58V122ZM76 121V122H75ZM254 121V123H256ZM67 124H66V123ZM186 122V121H185ZM261 122H262V120H261ZM35 123H36V121H35ZM56 123H58V124H56ZM85 123V124H84ZM56 124V125H55ZM83 124V125H82ZM186 124V123H185ZM262 124H263V122H262ZM4 125V124H3ZM35 124H33V126H31L30 128L32 129V133H33V129L35 130V132H36V128H34V127H36L37 126V128H38V123H37V125L36 126H34ZM48 125H50V122H49V124ZM51 125H50V129L49 130H51ZM181 125V124H180ZM176 126V129L179 127H181V126ZM191 125H192V123H191ZM54 126H53V129H54ZM85 126V127H84ZM183 127H184V125H182ZM186 126V125H185ZM187 126H188V124H187ZM186 126V127H187ZM193 126H194V124H193ZM78 127V126H77ZM189 127V126H188ZM192 127V126H191ZM255 127V128H254ZM254 127H252L251 129H249L248 130V132L245 130L243 133H238L237 135H236V139H234V141H233V144H235L236 145V147H234V146H231L232 148L234 147L236 150H237V148H238V150H239V147H237L238 145H241L240 143L241 142H243L244 143V145L242 144L241 146H244V147H240V148H245V152L243 151V152H241V153H237V155H239L238 157L240 158V157H242V158H240V159H238L237 158V156H235V153H236V150H231L230 152H229V154H231L232 155V153L235 151V153H234V155H232V157L234 156V160H235V158H237L236 160H235V162H237V163H241L242 162V164L243 165H245L244 167H243V170H245L246 169V171H248V173H246V171H245V173L246 174H248V176H252L251 178H252V181H253V179L255 180V179H258V177L261 179L262 177H264V162H263V164H262V166L260 165L261 163H262V161H264L263 159V157H264V154L263 153H261V155H257V157H262V155H263V157L261 158L262 160H260V158H259V160H258V158H256V156H251L250 155V157H249V155H247V157H249V159H252V160H249V159H247V157H246V150H248L250 147H251V143H254V144H256V147L259 149V151H262L263 150V148H260V147H263L264 146V143H262L258 138V142L257 141H255V142H250V144H248V140H250V139H252L253 137L255 138V135H260V132H261V134H262V132H263V129H264V125L263 126H261V123H260V121L256 124V126H254ZM262 127V128H261ZM74 128H72V130L74 129ZM179 128L177 129L178 131H180L179 130ZM92 129V130H91ZM184 129V128H183ZM63 130V131H64ZM69 131H70V129H68ZM88 132H87V131ZM181 130H182V128H181ZM185 130V132H186V129H184ZM56 131V130H55ZM60 131V130H59ZM63 131L61 132V133H63ZM80 131V132H81ZM175 131V130H174ZM202 131H204V129L202 130ZM200 132V133H198L199 135L200 134H204L203 132ZM65 132V131H64ZM73 132V131H72ZM74 132H75V130H74ZM73 132V133H74ZM109 132H110V130H109ZM184 132V131H183ZM59 133V132H58ZM57 133V134H58ZM67 133V132H66ZM66 133H65V135H66ZM71 132H69V134H70ZM84 133H86L87 134V136H89L88 138H86L85 136L86 135H84ZM171 133H173V132H171ZM38 134V133H37ZM52 134H54V137H55V135L57 136V134L56 133H52ZM64 134V133H63ZM95 134V133H94ZM197 134V133H196ZM197 134V135H198ZM264 134V133H263ZM59 135V134H58ZM62 135V134H61ZM64 135V136H65ZM173 135V134H172ZM205 135V134H204ZM239 135V136H238ZM257 135V136H258ZM60 136V135H59ZM66 136H68V135H66ZM70 136V135H69ZM68 136V137H69ZM84 136V137H83ZM96 137V139H95V137ZM219 136H221L222 138L224 137V136H226L225 134H223L221 131H220V135ZM202 137H204V136H202ZM29 138H31V137H29ZM29 138H27V139H29ZM67 138V137H66ZM65 137H63V139H65V140H67ZM89 138H92V140L94 141H92L91 142V144H90V142H89ZM95 140H94V139ZM26 139V140H27ZM57 139H58V136H57ZM57 139L55 138L54 140H50V138L48 139H44L43 141L45 142H43L42 143V146H41V149H42V151L41 152H43V150L46 152V151H48L49 152V154L50 155H52L53 154V152H52V150L50 151V149H52V148H55L56 146H57V144L56 143H58V142H56L57 141ZM99 139V140H98ZM103 139V140H102ZM110 139V140H109ZM112 139V140H111ZM126 139V140H125ZM138 139V140H137ZM207 138L205 137V140H206ZM224 139V138H223ZM225 139H227V137H225ZM256 139V138H255ZM49 140L51 141V142H49ZM65 140H61V141H63V143H62V145L64 144L65 145V143H64V141ZM127 140H129V141H127ZM253 140V139H252ZM28 141V140H27ZM26 141V142H27ZM52 141L54 142L53 144L55 145H53V146H51V144H52ZM86 141V140H85ZM91 141V140H90ZM220 141H223L222 139L220 140ZM251 141V140H250ZM6 142H8L7 140H3V139H0V161L2 160L5 164H6V162H7V166H9V167H7V168H10V169H12V167H13V162H14V160H13V155L14 154H17L19 151L18 150H20V149H23V148H18V149H16V150H13V155L11 154L12 153V150L10 151V146L8 145L9 144V142L8 143H6ZM25 142V143H26ZM48 142V143H47ZM84 142V141H83ZM118 142V143H117ZM129 142H132V143H129ZM245 142H247L246 144V146H245ZM262 144L261 146H258V144ZM6 143V144H5ZM85 143V145H86V142H84ZM111 143V144H110ZM124 143H128L127 145L126 144H124ZM151 143V144H150ZM47 144H49V145H47ZM125 145V148L127 149V150H125V148H124V145ZM141 144V145H140ZM233 144H231V145H233ZM8 147H7V146ZM25 145V144H24ZM62 145H60L61 147H62ZM68 147L69 146H71V144L70 145H68V144H66ZM66 145L65 146H63V148H68V147H66ZM119 147H117V146ZM133 145V146H132ZM224 145H226V144H224ZM224 145H222V146H224ZM6 146V147H5ZM99 146V147H98ZM115 146V147H114ZM123 146V147H122ZM227 146H229V145H227ZM227 146H224L225 148L227 147ZM247 146H249V147H247ZM253 146V145H252ZM255 146V145H254ZM44 147H47V149H45ZM71 147V148H72ZM93 147V148H92ZM156 147V148H155ZM247 147V148H246ZM26 148H27V150H28V147L26 146ZM40 148V147H39ZM76 148V147H75ZM75 148L73 149L72 148V150L71 151H73V155H74V153H75V151L76 152H78V149H76L75 150ZM96 148V149H95ZM129 148V149H128ZM220 148H222L221 146H220ZM228 148V147H227ZM231 148V149H232ZM253 148V147H252ZM8 149H9V151H8ZM41 149H39V150H41ZM121 149H122V151H121ZM83 150H85V149H83ZM138 150V151H137ZM205 150V149H204ZM209 150H210V148H209ZM222 150H225V152H226V149H222ZM241 151H242V149H240ZM16 151H18L17 153H16ZM152 151V152H151ZM221 151V150H220ZM228 151H229V149H227V153H228ZM30 152V151H29ZM34 153H35V151H33ZM94 152V153H93ZM113 152V153H112ZM142 152H143V155H142ZM181 152V151H180ZM222 152V151H221ZM225 152H223V153H225ZM240 152V151H239ZM34 153H31V162L30 163H32V165H33V162H35L36 161V159H37V156L35 155V157H36V159H34ZM88 153V154H87ZM119 153V154H118ZM69 154H70V157L72 156V158L73 159H71L70 157H69ZM159 154V155H158ZM179 154V155H178ZM221 154V153H220ZM241 154H242V156H241ZM33 155V156H32ZM76 156H77V154H75ZM87 155L88 156H90V157H88V158H86L87 157ZM117 155V156H116ZM150 155V156H149ZM40 156V155H39ZM38 156V157H39ZM96 156V157H95ZM152 156V157H151ZM22 157H24V156H22ZM25 157H26V155H25ZM176 157H180V158H176ZM224 158H225V156H223ZM26 158H28V157H26ZM54 158H55V156H54ZM67 158V159H66ZM68 158H70V160L68 159ZM98 158V159H97ZM35 161H34V160ZM43 159V158H42ZM65 159V160H64ZM79 159V160H78ZM177 159H178V161L179 162H177ZM222 159V158H221ZM226 159H229V161L228 162H231V156H228V158H226ZM5 160V161H4ZM149 160V161H148ZM172 160L174 161L173 163H172ZM218 160L220 161V158H218ZM42 161V160H41ZM65 161V162H66ZM102 162V163H100V165L98 166V167H93L92 165H93V162ZM222 161H227V160H222ZM257 161V162H256ZM258 161H261V163L259 162L258 163ZM43 162V161H42ZM42 162L40 163V164H36L35 163V166H36V168H38V167H40L41 166V164H42ZM66 162V163H67ZM72 162V161H71ZM117 162V163H116ZM120 162V163H119ZM167 162V163H166ZM176 162V163H175ZM234 162V161H233ZM49 163V164H48ZM50 163H51V159L50 158H47L46 159V167H44L45 169H43V171H42V167H41V169H40V171L39 172H41L42 174L44 173V178H46V177H49V175H51V176H54V174H52V173H54L55 171L54 170H52V167H51V165H50ZM164 163V164H163ZM165 163H166V165H165ZM236 163V164H237ZM4 164V166L6 167V165ZM11 164V165H10ZM45 164V163H44ZM68 164V163H67ZM92 164V165H91ZM117 164H119V165H117ZM239 164H237V166L239 165ZM31 165V164H30ZM40 165V166H39ZM106 165V166H105ZM173 165V166H174ZM243 165H241V166H243ZM170 166V165H169ZM186 166V167H185ZM32 167H34V165L32 166ZM49 167V168H48ZM106 167H107V169L108 170H110V171H108V173L109 172H114V173H112V175L110 176V177H113L112 179L109 177V178H107L104 174H105V172L107 173V171H106ZM108 167H110V168H112V169H110V168H108ZM123 167V168H122ZM172 167V166H171ZM176 167V168H177ZM211 167V166H210ZM262 170V171H259L260 169ZM126 168V169H125ZM175 167H173V169L175 170L176 169ZM258 168L259 170L257 171L256 169ZM128 169V170H127ZM189 169V170H188ZM191 169V170H190ZM207 169H208V171H209V175L207 174V179H206V176H205V178L204 179H206V180H209V176H210V173H212V171H211V169L209 168V167H207ZM253 169V170H252ZM96 170H97V172H96ZM103 170V171H102ZM129 170H131V171H129ZM177 170V169H176ZM213 170V169H212ZM242 170V171H243ZM54 171V172H53ZM94 171V172H93ZM99 171H101V172H99ZM105 171V172H104ZM124 171V172H123ZM128 171V172H127ZM179 171V170H178ZM256 171L258 172V173H256ZM127 172V173H126ZM143 172V173H142ZM204 172H205V170H204ZM11 173H13V172H11ZM100 174V175H98V174ZM126 174V176H125V174ZM150 173V174H149ZM171 174H172V172H170ZM169 173V170H167V174H170ZM252 173H255V174H257L256 176L255 175H251ZM41 174V176H43ZM93 174V175H92ZM98 176H97V175ZM123 174H124V176H123ZM170 174V175H171ZM191 174V173H190ZM218 174V173H217ZM89 175V176H88ZM94 175H95V178L96 179H94ZM137 175V176H136ZM149 175H151V176H149ZM204 175H206V174H204ZM204 175H203V177H204ZM220 175H223L222 173L220 174ZM263 175V176H262ZM85 176H87L86 178H85ZM144 176H145V178H144ZM147 176V177H146ZM153 176V177H152ZM214 176V175H213ZM215 176H217V175H215ZM260 176H262V177H260ZM84 177V178H83ZM101 177H104V178H101ZM149 177V178H148ZM200 177H202V175L200 176ZM250 177H249V179H245L246 181H249V180H251L250 179ZM43 178V179H44ZM82 178V179H81ZM211 178V177H210ZM53 180L54 178L53 177H50L49 179H47L46 178V180H47V182L46 183H48L49 181L48 180ZM74 179V180H73ZM90 179V180H89ZM101 179V180H100ZM105 179L109 182V183H106V187H107V189H105V187H101V188H98L97 189V187H98V184L96 185L95 184V182H97L98 180L99 181H101V182H99V183H105L106 181H105ZM109 179V180H108ZM203 179V178H202ZM259 179V181L258 182H260L261 181V183H262V181L263 180H260ZM262 179H264V178H262ZM45 180V179H44ZM79 180V181H80ZM94 180H95V182H94ZM119 180H121L120 182H118ZM55 181H56V177H55V179H54V183H55ZM87 181V182H86ZM111 181V182H110ZM152 181V182H151ZM193 181H194V179H193ZM246 181H240L239 182V184H237V186L235 187L236 188V193H238V196H237V198H240V197H242L243 198V200L242 201H245V200H247V199H252L253 201L251 202V205L252 206H254L255 208L253 209V211H255V210H257V211H260V206H262V205H264V185L262 186L263 187V189L262 188H260L261 186V184L260 183H258V184H250V183H248V182H246ZM255 181H257V180H255ZM45 182V181H44ZM92 182H93V185H92ZM112 182H113V184H112ZM21 184H22V182H20ZM50 183L51 184H53L51 181H50ZM49 183V184H50ZM57 183V182H56ZM59 183V182H58ZM118 183V184H117ZM153 183V184H152ZM256 183V182H255ZM49 184H45V185H47L48 186V188L49 189H46V191L48 192V194L47 195H49V193H50V198L49 199H51L52 198V200H50V202L51 203H55V206H53L54 204H52V210H51V208H50V212L52 211H54V213H52V215H50V213L48 212V210H46V209H44V208H40V206H41V203H42V198H40L41 197V191H39V189H40V187L38 188V185L37 184H33V185H30V186H28L27 185V187L25 186V187H23L24 189H26V191H28L27 192V196H28V198H29V200H30V203L32 202V200H33V203H31L32 205H34L35 204V206H37V208H29V210L28 211H26V212H24V214L22 215V216H18V215H16L15 213H10V211H7V215H6V217L4 218V220H5V222L4 223H7L8 224V226L10 227V229H11V236L9 237V240H10V244L6 247V245H5V242H3V244H1V247H3V246H5L4 248H3V250H1V252H2V254H4L3 255V259L4 260H0V264H4V263H10V264H13V262L18 258L19 259V257L21 258V259H23L22 257H26V255L27 254H29V252H30V248L28 249L27 248V245H28V242H29V240H31V241H37V242H39L40 243V247H39V251H40V254L42 255V256H44L42 259H43V262L45 263V262H48V261H52V260H58V261H65L66 259L67 260H69V259H71V260H74V259H83V258H92V259H96V260H98L97 259V256H94L91 252H88V253H84V252H82V251H77V255L75 256V254L74 255H72V254H70L69 255V253L67 254V252H65L64 251V253H62V254H64V255H58V252L57 251H54V252H49V251H52V249L54 250V247L52 248V247H49V245H50V243H48V242H46L45 241V239L43 238V237H41V238H39V236H41V235H38V221H33V220H31L32 218H33V212H38L39 214H40V216H41V219H42V217H44V220L45 221H43L45 224H54V223H52V222H55V223H58V219H56L55 218V216H53V214H55V213H57V215L59 214L61 217H65L66 216V218H69L68 217V213L67 212H69V214H71L72 212V215H70V217L72 216L73 218H74V216H76V219H80V220H82V222H83V220H86V218L88 219L89 217H95L96 216V218H97V215L95 214L94 215V213H95V211L97 210H95V211H92L93 209H90V207L91 208H93L92 207V205H91V203L90 202H92V201H90V202H88L89 200H87L86 198H88L87 196H85V197H80L81 196V194H80V196H79V194L78 195H69V194H65L66 196H64L62 193H65V192H63L64 191V189H63V187L61 186V183H60V186H59V184H55V186H54V188L52 187V185L50 184V186H49ZM95 184V185H94ZM102 184V185H103ZM109 184H110V186H109ZM132 184V183H131ZM130 184V185H131ZM260 184V185H259ZM263 184V183H262ZM54 185V184H53ZM57 185L59 186V188H61L62 189V193L60 192L61 191V189H59V191H58V189H57ZM85 185V186H84ZM111 185H112V187H111ZM87 186V187H86ZM105 186V185H104ZM109 186V187H108ZM84 187L86 188V189H84ZM143 186L141 185V187L140 186H134V184H132L131 185V188H132V192H131V194H133L134 195V197L135 198H138L139 200L137 201L138 202V204L136 203V202H134V203H130L129 201H127V200H124L123 199V201H124V205L126 204L127 205V207L130 209V210H128L127 212H129L130 213V216H129V218H128V216H127V214L129 215V213H126V217L128 218V220L126 221L125 220V218L122 220V222L123 223H120V221L119 222H117V223H115L116 225L118 224V228L121 226V224H127V222L129 221L131 224H132V227H131V229H133L132 230V232L130 233V235L132 236L131 237V239H130V243H134L133 245L135 246V247H140L139 248V252H136L135 253V255L136 256H134L135 257V261H144V259H143V257H144V255H143V253H145L148 249L149 250H151L152 249V247H151V245H149V243L150 242H152V239L149 241V239H148V242L146 241L147 240V238L145 237V238H142V236H143V233H144V231H149L150 229L148 228V227H153V225H156V222H158V221H160V220H158V218L160 219V216H164V215H166L165 216V223L163 224V225H161L160 226V231H159V234H161V235H159L158 234V236H157V239L158 240H156V243L155 244H152V246L153 247H155V245L157 246V248H155L154 249V251L153 250H151V251H153L152 253H153V255H154V257H153V259L151 258V262L150 263H152V264H205V263H209L211 260H210V258L208 259V257H209V253L211 254V256H212V258L214 259V256H215V254H214V250L212 251V248H207L210 244H209V238H208V241L206 240L207 239V237L209 236V235H215L218 239V242L221 244V250L224 252V253H229V252H235V254H236V252L237 251H239L240 252V249L242 250L240 253L238 252V255H237V258H235V255H233L234 257L233 258H235L234 259V263H236L237 261H239V260H244L245 261V258L246 257H250V254H252L251 256H255L256 255V251L254 250L255 248L254 247H250V250H247L246 251V249H244L243 247H246L245 245H243L242 246V244H248V243H251L252 242V240L254 239H258V240H262L261 239V214L259 215H257V219L256 220H258L257 222H255L254 221V224H251V223H249L248 221L250 220H247V218H246V216L245 215H238V219L237 220H234V216L231 214V212H229L227 209V211L225 210V207H221V210H220V212H217L216 214H214L213 215V220H209V217L207 216L209 213H207L209 210H212V208H220V207H216V206H211L212 205V203L209 201V200H207V201H209V202H207L206 204H203V206H200V207H198V208H203L202 210H203V212H204V214L201 216L202 217V219H200L199 220V226H198V223H197V227H196V225H194V224H189L188 222L190 221L191 222V220L192 219H189L188 220V222H182L181 223V225H177L176 224V222L178 223V222H180V216H182L183 214H181V213H178V212H180V211H178V210H175V212L174 211H172L173 212V215H172V213L170 212V210L172 209H169V211L166 213V214H161V213H159V214H157V216L158 217H155L153 220V224H151V222L149 221L150 219L149 218H147L146 216L147 215H144L145 213V211H144V209L142 208V206L141 205H143V203H141L140 201H145V199L144 198H141V196H142V194H143V188H142ZM47 188V187H46ZM93 188V189H92ZM113 188H114V191H116V192H113ZM141 188V189H140ZM38 189V191H36ZM56 189H57V192H55L56 191ZM125 189H128L127 187L125 188ZM163 189V191L165 190L164 188H162ZM241 189H242V191H241ZM254 189H260V192H261V189H262V192L260 193L259 191V193H260V195H259V197L258 196H255V195H252V196H250V194L248 195V193H252L251 191L252 190H254ZM108 190H111L110 191V193H109V191ZM4 191V190H3ZM2 191V187L0 186V208H1V205L3 204L2 202H4L5 201V197H6V192L4 193ZM54 191V192H53ZM71 191H74V189H72ZM75 191H76V189H75ZM78 191V190H77ZM86 191V192H87ZM92 191H94V192H92ZM75 193V192H74ZM77 193H79V191L77 192ZM87 193H89V192H87ZM100 193V192H99ZM109 193V194H108ZM112 193H114V195L112 194ZM243 193V194H242ZM5 194V195H4ZM52 195V196H51ZM54 195V196H53ZM88 195V194H87ZM132 195V196H133ZM137 195V196H136ZM62 196H64V199H62ZM71 196H72V198H71ZM74 196H76V199L78 200V199H83L85 202H82L81 200V203H80V201L79 202H77V203H75L74 204V202H76L77 200L75 199V198H73ZM78 196V197H77ZM90 196V195H89ZM117 196V195H116ZM116 196H115V198H116ZM247 196V197H246ZM31 197V198H30ZM34 197H35V199H34ZM67 197V198H66ZM68 197L69 198H71V199H69L68 200ZM94 197L96 198V195L94 194ZM110 197V198H111ZM140 197V198H139ZM261 197V198H260ZM37 198V199H36ZM38 198H40V199H38ZM112 198H111V200H112ZM73 199V200H72ZM74 199H75V201H74ZM94 199V198H93ZM142 199H144V200H142ZM70 200L71 201H73V202H70ZM92 200V199H91ZM238 200H240L241 201V199H238ZM114 202L116 201V199H114L113 200ZM118 201H122L121 199L119 200H117L116 202H118ZM68 202H70L71 203V205L70 206H68L69 208H67V205H69L68 204ZM79 203V204H78ZM84 203H85V205H88L87 203H89V205H91V206H87V207H89L88 208V210H87V207L85 208L84 206ZM210 203V204H209ZM116 204V203H115ZM141 204V205H140ZM84 205V206H83ZM78 206H81V207H79L80 209H82V210H80L79 208H77L76 209V207H78ZM117 206V205H116ZM118 206H119V204H118ZM117 206V207H118ZM139 206V207H138ZM208 206V207H207ZM257 206H259V207H257ZM57 207H58V209H57ZM86 210H85V209ZM155 208H157V206L155 207ZM208 208H210L209 210H208ZM2 209H4V208H2ZM1 209V210H2ZM8 209V208H7ZM10 209V208H9ZM41 209V210H40ZM54 209V210H53ZM127 209V208H126ZM0 210V211H1ZM31 210V212L33 213L32 215H31V212H29ZM42 210H45V211H47V213L46 212H44L43 213V211ZM67 210V211H66ZM77 210V211H76ZM142 210H143V212H142ZM59 211V212H58ZM78 211H80V213L78 212ZM60 212H62V214H65V213H67V215H62ZM64 212V213H63ZM93 213V215H91V216H88V214L86 215L85 213ZM116 213H117V211H115ZM226 212V213H225ZM82 213H84V215H86V218H85V216L83 217V214ZM139 213H141V214H139ZM170 215H169V214ZM177 213V214H176ZM184 213H186V212H184ZM206 213V214H205ZM259 213V212H258ZM261 213V212H260ZM43 214V215H42ZM80 214H81V216H80ZM118 214V213H117ZM138 214V215H137ZM168 214V215H167ZM180 216H179V215ZM119 215V214H118ZM125 215V214H124ZM205 215H206V217H205ZM79 216V217H78ZM145 216V217H144ZM174 216V217H173ZM214 216H215V218H214ZM219 216H221V217H219ZM237 216V215H236ZM78 217V218H77ZM133 217V219L134 220H131V218ZM246 219L247 221H245L244 222V219ZM85 218V219H84ZM145 218L147 219V220H145ZM207 218H208V220H207ZM241 218V219H240ZM47 219H49V220H47ZM57 220V221H55V220ZM75 219V220H76ZM121 219V218H120ZM137 219V220H136ZM156 219V220H155ZM173 219V220H172ZM66 220V219H65ZM67 220H71V219H67ZM66 220V221H67ZM88 220H90V219H88ZM88 220H86V221H88ZM126 221V223H124L125 221ZM141 220H143V221H141ZM219 222H218V221ZM86 221H84V222H86ZM146 221V222H145ZM169 221V222H168ZM171 221V222H170ZM209 221V222H208ZM14 222V223H13ZM48 222H50V223H48ZM101 221H99V222H97L98 224L100 223ZM147 222H149L148 224H147ZM202 222H204V223H202ZM225 222V223H224ZM248 222V223H247ZM43 223V224H44ZM145 223V224H144ZM59 224V223H58ZM58 224H56V225H54V226H52V228H56L55 226H59V227H62V229L63 228H66L65 226H63V222L62 223H60L59 225ZM92 224V223H91ZM90 224V226H92ZM96 225V226H99V225ZM115 224L113 225V226H111L112 227V229L110 230V228H109V230H110V233L112 234L114 231H116V232H114L115 234H114V239H113V241L115 242L116 241V243H118L120 240H124V239H122L125 235H124V233H126V230H121V229H124L122 226H121V228H119L120 229V231L118 230V229H116V227H115ZM119 224H120V226H119ZM207 224V225H206ZM230 224V225H229ZM36 225V226H35ZM50 225V226H51ZM95 225V224H94ZM100 225H102V224H100ZM150 225V226H149ZM226 225V226H225ZM237 225V226H236ZM245 225V226H244ZM249 225V226H248ZM35 226V227H34ZM145 226V227H144ZM191 226H193V227H191ZM195 226V227H194ZM205 226V227H204ZM233 228H232V227ZM240 226V227H239ZM16 227V228H15ZM17 227H18V229H17ZM37 227V228H36ZM58 227V228H59ZM161 227H162V229H161ZM201 227V228H200ZM207 227H209V228H207ZM1 228V227H0ZM58 228L56 229V230H58ZM71 228H73V227H71ZM71 228H66L67 230H71ZM137 228V229H136ZM186 228V229H185ZM189 228H191V229H189ZM194 228H196V229H194ZM5 229V228H4ZM60 229V228H59ZM66 229H64V230H66ZM79 228H76V230H78ZM84 229V228H83ZM152 229V228H151ZM192 229H194V231L192 230ZM205 229V230H204ZM259 229V230H258ZM25 230V231H24ZM73 230H74V228H73ZM76 230H74V231H76ZM80 230V229H79ZM78 230V231H79ZM118 230V231H117ZM135 230V231H134ZM161 230H163V231H161ZM192 230V231H191ZM200 230V231H199ZM208 230V231H207ZM211 230V232H209ZM80 231H82V230H80ZM84 231V230H83ZM125 231V232H124ZM128 231V230H127ZM131 231V230H130ZM143 231V232H142ZM151 231V230H150ZM189 231H191V232H189ZM198 231V232H197ZM204 231H205V233H204ZM206 231H207V233H206ZM217 231V232H216ZM220 233H219V232ZM257 231V232H256ZM1 232V231H0ZM63 232H65V231H62V234H63ZM71 232V231H70ZM93 232V231H92ZM124 232V233H123ZM187 232V233H186ZM194 232V233H193ZM200 232V233H199ZM202 232V233H201ZM5 233V232H4ZM66 233V232H65ZM64 233V235H66ZM84 233V232H83ZM82 233V234H83ZM89 233H91V231L89 232ZM89 233H87L88 235H89ZM138 233V234H137ZM191 233H193V235L191 234ZM219 233V234H218ZM68 234H69V232H68ZM82 234H80V235H82ZM93 234V233H92ZM95 234V236L97 235L96 234V232L94 233ZM94 234L93 235H91V236H89L91 239H94L92 242H94V241H97V237L98 236H96L95 238H94ZM120 234V235H119ZM135 234V235H134ZM185 235L186 234V238H187V241H188V243H186V244H180V243H176L174 240H172L171 241V237H175V236H177V235ZM188 234V235H187ZM264 234V233H263ZM37 235V236H36ZM79 235V236H80ZM119 235V236H118ZM133 235H134V237H133ZM191 235V236H190ZM249 235V236H248ZM252 235V236H251ZM33 236H34V238H33ZM93 236V237H92ZM116 236V237H115ZM162 236H163V238H165L166 240H164V241H162V242H159V241H161L160 239L162 238ZM165 236V237H164ZM205 236H207L206 237V239H205ZM17 237V238H16ZM122 237V238H121ZM126 237V236H125ZM144 237V236H143ZM170 237V238H169ZM22 238V239H21ZM33 238V239H32ZM37 238V239H36ZM97 238V239H96ZM169 238V239H168ZM203 240H202V239ZM6 239V238H5ZM28 239V242L26 241V240ZM91 239H89L90 240V243H92L91 242ZM134 239V240H133ZM146 239V240H145ZM196 239V240H195ZM201 240V241H199L198 242V240ZM119 240V241H118ZM136 240V241H135ZM194 241V243H193V241ZM18 241V245H15V243ZM20 241H21V243H20ZM23 241V242H22ZM44 241V242H43ZM135 241V242H134ZM170 241V242H169ZM174 241V242H173ZM225 241V242H224ZM246 241V242H245ZM46 242V243H45ZM147 242V243H146ZM157 242H159V244L157 243ZM173 242V243H172ZM198 242V243H197ZM223 242V243H222ZM248 242V243H247ZM262 245L264 246V240H262ZM2 243V242H1ZM145 243V244H144ZM167 243V244H166ZM193 243V244H192ZM119 244H120V242H119ZM151 244V243H150ZM173 244H174V246H173ZM138 245H140V246H138ZM159 245V246H158ZM163 245V246H162ZM171 245V246H170ZM208 245V246H207ZM16 246V247H15ZM119 246V245H118ZM0 247V248H1ZM159 247H161V249L159 248ZM163 247V248H162ZM179 247V248H178ZM238 247V248H237ZM17 248V249H16ZM143 248V249H142ZM146 248V249H145ZM240 248V249H239ZM243 248V249H242ZM145 249V250H144ZM207 249L209 250V249H211V250H209V251H207ZM227 249V250H226ZM252 249V250H251ZM20 250V251H19ZM29 250V252H27ZM160 250H162V251H160ZM156 251H157V253H156ZM6 252V253H5ZM82 252V257H80L79 255H80V253ZM177 252V253H176ZM202 252H204V253H202ZM248 252H250V253H248ZM66 253V254H65ZM165 253V254H164ZM208 253V254H207ZM85 254V255H84ZM141 256H139V255ZM158 254H159V256H158ZM199 254H202V256H203V258H202V256L201 255H199ZM207 255V256H205V255ZM246 254V255H245ZM254 254V255H253ZM88 255V256H87ZM143 255V256H142ZM179 255V256H178ZM19 256V257H18ZM30 256V255H29ZM29 256H27L28 258H31V256L29 257ZM66 256V257H65ZM79 256V257H78ZM114 256L115 257H117V258H119V261L121 260V261H125V264H127V261L128 260H130L129 259V257L127 256L126 258L124 257L125 256V254H124V256L122 255V254H120V253H115V254H112V257L114 258ZM122 256V257H121ZM173 256H175V257H173ZM195 256V257H194ZM198 256V257H197ZM240 256V257H239ZM264 254L260 257V258H262V260L261 259H257L256 261H254V263H251L250 262V264H261V262L260 261H264ZM26 257V260L25 259H23V260H25V261H27L28 260V258ZM46 257V258H45ZM60 257H62V258H60ZM124 257V258H123ZM138 257V258H137ZM157 257V258H156ZM173 257V258H172ZM193 257V258H192ZM206 257V258H205ZM14 258H16V259H14ZM60 258V259H59ZM180 260H179V259ZM194 258H197L198 260H199V262H197L198 260L197 259H194ZM14 259V260H13ZM158 259V260H157ZM166 259H168L167 261H166ZM178 259V260H177ZM186 259V260H185ZM20 260V259H19ZM30 260V259H29ZM100 260V259H99ZM131 260H133V258L131 259ZM165 260V261H164ZM178 262H177V261ZM184 262H183V261ZM207 260H209V261H207ZM146 261V260H145ZM144 261V262H145ZM192 261V262H191ZM200 261L202 262V263H200ZM207 261V262H206ZM4 262V263H3ZM148 262V261H147ZM164 262V263H163ZM168 262V263H167ZM217 262H218V260H217ZM224 262L223 261H221V263H217V264H223ZM226 264V263H225Z\"/></svg>",
    "mask_w": 264,
    "mask_h": 264
},
{
    "label": "snow or ice",
    "instance_id": "3",
    "mask_svg": "<svg viewBox=\"0 0 264 264\" xmlns=\"http://www.w3.org/2000/svg\"><path fill=\"white\" fill-rule=\"evenodd\" d=\"M0 7H2L3 9V15L5 18V21H7L10 18L11 15V11L15 8L21 7L19 5H14L11 3H3L2 5H0ZM25 8L28 9H35L36 11H40L43 8L48 7L47 5L44 4H29V5H25L23 6ZM134 7L133 5H124L121 6V11L125 8H131ZM261 7L264 8V0H262V4ZM221 24H227V20H222L220 22ZM130 32V30H129ZM128 43L127 46L131 47L134 43H135V37L128 35L127 37ZM7 45V41L5 42ZM11 49L9 47H5L4 49V56L7 59L8 57L11 56ZM222 58L227 57L229 59V62H231V58L228 57V53L222 52L221 53ZM53 71H55V69H53ZM261 78L264 79V68H262L261 70ZM3 84H4V99H5V107H12L15 106L16 108H23L25 105H27L28 103V96L23 92V91H17L16 90V86L15 83L13 81H11V79L9 78V73L6 70L4 73V77H3ZM264 91V90H262ZM262 103H264V100H262ZM7 134V133H6ZM65 144H79L80 143V138L78 136H76L75 133H73L72 135H70L67 140L64 141ZM102 162H93V167H98L99 164ZM76 170L78 171V173L80 174V176H83L85 174L86 171H91V168H89V160L88 159H83L82 161H78L75 164ZM87 182V181H86ZM121 190L123 191L124 194V198L125 200L129 201L131 200V192H132V188L131 185L129 186L128 189H124L123 186L121 185ZM109 192L111 190H108ZM103 198V199H102ZM96 200L98 202V204H103V203H107L109 205H111V199L110 197H105L104 196V192L101 191L100 193L96 194ZM119 204V208L115 209L113 207V210L117 211L119 215H124L128 209H126L124 207V201H118L117 202ZM261 233H264V205H262L261 209ZM5 245L6 247L10 244V240L9 237L11 236V229L8 226V224H5ZM171 240H174L176 243H180V244H186L187 238L186 235H177L175 237H171ZM261 239L264 240V234L261 235ZM80 251H83V249L81 248ZM13 264H40L39 260H17L14 261ZM46 264H104L103 260H96V259H92V258H83V259H76V260H65V261H58V260H52V261H48L46 262ZM114 264H125L124 261H116L114 262ZM127 264H146V262L144 261H135V260H128ZM236 264H247L246 261L244 260H239L236 262ZM261 264H264V261H261Z\"/></svg>",
    "mask_w": 264,
    "mask_h": 264
}]
</instances>
